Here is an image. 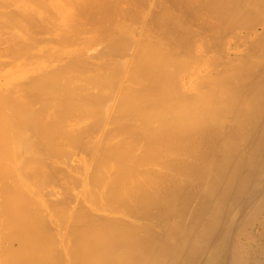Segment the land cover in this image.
Masks as SVG:
<instances>
[{
    "label": "bare ground",
    "instance_id": "1",
    "mask_svg": "<svg viewBox=\"0 0 264 264\" xmlns=\"http://www.w3.org/2000/svg\"><path fill=\"white\" fill-rule=\"evenodd\" d=\"M4 1L5 0H3V2ZM12 1H14L15 3L18 2L17 0H12ZM23 1L25 2V0H23ZM23 1H22V4L19 3L20 7L23 5ZM32 1H34V0H32ZM45 1H47V0L34 1L36 4L40 3L39 5L35 4V6L36 7L38 6V8L40 7V9L42 8V10L45 9V11H46V9L50 6L49 5L47 6L48 2L46 3ZM64 1H67V0H63V2ZM73 1H74V3H75V1L77 2L74 4L75 5L74 9L75 10L77 9V11L80 12V13H78V12L73 13V11H72V13L76 16V19H77V13L79 15H83V17H84V13H87V16L89 14L90 15H89V18H87V17L86 18L88 20L93 19V20H91V21H93V24L97 21V20L95 21V16L98 13H102V16L101 15L100 16L102 18L108 20L110 18L109 15L113 14L112 13L113 9H111V11L109 9L111 7L113 8V4H115L114 2L112 3L113 0L111 2L109 1L108 3H106L108 0L107 1H105V0H89V1L83 0L86 2V4H83V2H81L80 0H73ZM129 1L126 0L125 2H129ZM131 1H133V0H131ZM135 1H136V3L138 2V0H135ZM5 2L8 3L9 0H6ZM20 2H21V0H20ZM28 2L29 1H27V3ZM34 2H32V3L34 4ZM41 2L42 3L45 2L44 4H46L47 7H45V5H43ZM68 2H69V0H68ZM87 2H88V6H87ZM115 2L118 4L119 0H116ZM120 2H122V1L120 0ZM141 2H142V0H141ZM217 2H219V1H217ZM224 2H223V6H224ZM234 2L235 3L237 2L238 3L237 5L244 4L243 10L247 14V16L249 15V17H252L254 20H251L250 18H249V21L246 20L247 24L244 28L245 33H244V35H242V38H243V42H242L243 45L242 46H244V44H245L244 47L246 49V52H245L244 56L242 55V58L239 57L242 61V63L238 62V64L241 66L240 75L237 76L234 84L231 83L233 85H230V84L225 85L224 84L223 86H221V88H218L216 85L217 89L215 91L217 92V94L214 93V95H220V99L223 98L222 95L224 94V92L230 93L231 96L230 97L225 96L224 101L218 100L217 99L218 96H217L216 100L214 99L216 102V105L214 103L215 110L219 115V116L217 115V119H215V120L210 119L208 116H206L209 112L206 114L204 113L201 116L199 111L200 112L202 111V109H201L202 107L199 106L200 107V110H199L197 107L198 105L196 106V103L194 106L192 105L193 107H190L189 104L187 103L188 99L186 100V98H185L186 103H185V101H183V103L182 102L181 103L183 105L186 104L187 108L184 106L179 108V107H175V106L171 105V108H168L170 114L167 117H166V115L161 114V112H152L151 113L150 108L152 106L149 107L148 103H153L154 100L152 99L153 96L150 97L149 94L151 93V91H154V90L159 91L158 92L159 94L161 92H163V90H161V88H163V85L162 86L160 85V80L161 81L163 80L161 78L162 68L159 66L160 64L163 63L162 57L158 58L160 55L158 56V54H156L154 52H153L154 54L150 53V52L148 53L147 52L148 49H146L147 45L145 43L140 45L137 42L139 38L143 42H146L148 40V36H146L145 33H142L140 35V37L133 36V34H132L133 31L128 30L127 26H125V25L123 27L118 26L119 28L118 27L115 28L114 33H112V31L110 29V24L105 25L104 23H102V21H104V20H101V17H98L99 18V20H98L99 24H101L103 26L105 25L106 29L109 27L108 33H107V31H105V29H100L101 31L104 30L106 32V34H108V37L105 39H108L109 43L103 42L105 44L100 49L103 50V48H105L104 47L105 45L107 48L96 54L95 59H97V62H95V60H93L94 58L93 59L91 57L90 58L92 59V61H94V63H96V68L98 69V71H99V69H101V70L103 69L102 72L104 70H105V73L107 72L106 74L100 73L99 76H103L102 80L106 83L105 87L107 85L110 86L109 87L110 89L108 88L110 92H108V93L112 92L111 86L113 84L110 85L107 83H110L112 79L115 80L116 78L119 79V78L123 77V78H125L124 80L127 83L128 80L132 81V78H137V85H138V88H136L137 86L135 85L134 90H132L131 88L128 89V91L123 90L122 92H126V93L122 97L115 96V100L113 102H111V101L106 102L102 107V112L104 113V115L107 114L108 117L112 116V118H114L117 115L122 116L124 118L125 123L130 124L131 122L133 123V121L135 123L137 122V127H135L136 131H138L142 135V137L143 136L147 137L146 138L147 148H146V150L145 149H143V150H145V153L147 156V161L149 158V161H152V163H150V168H148L149 167V164H148L147 172H141L139 170H142V169L138 170V168H137V163H139L138 162L139 160L130 162L131 160H133V159H131L132 157L135 158L134 156H132L133 154L130 155V153H129L128 157L131 156L130 158H127V156H124L128 152L127 148L124 149L125 147H123L124 151L127 150L124 152L123 150H121L120 145H119L120 148H118V147L116 148V144H115L114 149L113 148L111 150L109 149L111 151L110 152V151H108V149H107L108 147L106 145V147H107L106 151L111 153V154L108 153L109 155L114 154L113 156L116 155L117 157H119V160H118L119 162L117 165L119 170L117 167H114V168H117V170L119 171L117 173H119V174H118L117 178L115 176H113L114 173H112V172H113V170H116V169L112 168L113 165H115V164L112 165L110 163L113 159L112 156H110L112 159L109 163H110V165H112V167H109L110 166L109 164H108L109 165L108 167H109V169L110 168L112 169V170L110 169L111 173H112V174L110 173V175L116 179V181L114 179L115 184H114V181H111V180H113L112 179L113 177L111 178V176H109V175L108 176L111 179L110 183L109 182L104 183V181H106V179L107 180L109 179L108 176H105L109 172H106L107 174L102 172L101 176H103V177L105 176V178L102 177V180L101 179H99V180H101L102 183L105 185L109 186V184H110V187H111V185H114V186L111 187L112 190H110V188H108L110 192L107 191L108 193H106V194L104 191H102V192H104V194H103L101 192V190H99V188L97 187L98 190L103 194V196L104 195L106 196V197L104 196L105 198L103 197V199H106L105 201H103L101 199L102 194H99L98 193L99 191H97L98 195L96 194L94 196H100L101 204L104 203V204H102V207L103 206L105 207V205L109 204L108 202L112 201L111 203L114 206L112 205L111 209L112 210L115 209V210L110 211L109 214L106 213L103 215L102 214L100 215V212L98 213V211H97V213H94V210L96 208L97 209L99 208L101 210L100 204H98L100 202L99 201V202H97L99 207H96L95 209L91 208L93 210V211H91V212H93V214H94L93 215L92 213L89 212L90 210L85 212V210H84L85 204H84V207L80 206L84 202H82L80 205L78 204L80 207H82V209H81L80 213H78V211H77L76 213H78V214L74 215L71 218L69 217L71 220L70 221L71 227H68L69 230L66 229V231L68 230L67 235H69V233H71V235L69 237L71 242L68 239V243L70 242V246L67 244L68 245L67 246L68 248H66L68 250V251H66L67 256H66V258H64V260L66 259V264H264V221H263L264 218L260 217L261 213L262 212L264 213V0H246V1L245 0H234L233 3ZM25 3H24V5H25ZM32 3L30 2L29 4H32ZM65 3H67V2H65ZM79 3H81V4H79ZM110 3L112 5H109ZM219 3H217V5ZM29 4L28 5L26 4L27 8L29 7ZM77 4H79V8H77L78 6L76 7ZM5 5H7V7H8V4H5ZM26 5H25V10L21 9L20 7L17 6L18 10L16 7V10H14V12L15 11L17 12L20 10H22V11L24 10V12H26V9H27ZM53 5L55 6V4H53ZM65 5L67 6V4H65ZM69 5L70 4H68V6ZM80 5H81V8H84V9H81ZM136 5H138V4H136ZM140 5H142V3L139 4V6ZM143 6H144V3H143ZM0 7H1L0 13L3 11L1 13L0 17L3 15L6 16L7 14H8L7 17L8 16H10V18L13 17L12 18L13 20H11V22L14 23V21H15L16 25H15V23L13 25L16 26L15 27L16 30H18L19 28L21 29L22 26H23V29L25 30L24 26L28 25L27 27H30L31 23H33L35 26L38 27L37 31H35L37 27L34 29L35 26L32 25V27H30V28H32V30L30 28H28V30H29L28 33H27V27H26L25 32L23 29H21L27 36L30 35V33H29L30 31H31V33H32V31H35L30 36H28V38L23 37V38H27V39H23L19 35L14 36L17 33H16V31L15 32L12 31L13 25L11 26L12 23L10 21H8V19L10 20V18L0 19L2 21V23L0 22V25H2V27L0 26V29H2L4 31V29H5L4 27L8 28V29H5L4 35L8 34L9 36H11L13 34L12 37H9L11 40H9V38H6V37H8V35L7 36L5 35L6 37L4 39H2L4 37V36L2 37L3 34L0 35L1 36L0 38L2 41V42L0 41L1 44L4 43L5 39L9 40V42H7V40L5 41L7 43V45H9L8 50H7L8 46H6L5 43L3 45L4 48H2L0 46V48L4 49V50L1 49L2 52H6V54L0 53V55L3 56L2 54H5L4 56L7 58L8 57L11 58V56L13 55L12 58H15V59H18V57H20V56L23 57L25 55V56H27L26 58L24 57L26 60L25 62L29 61V60H27V58L31 54L37 53L35 55H37L38 57H35L33 55H31V56H33V58H39L40 57V59L41 58L43 59L44 57L48 58L51 55V52L55 53L56 50L59 51L60 47L62 48V50L64 48H66L65 46L68 47L69 44L66 45V43L71 44L72 42H70V41H74V40H70V38L72 36L71 33L73 34V32H74L75 35L77 36L76 32H78V30H79V29H77L78 28L77 26H79V22H81L80 20H78V22L75 21L76 24L73 23L76 27V32H75V28H72L73 32L70 31L69 29H67L70 31L69 32L70 34H68V35H71V36H68V37H70V38H68V41L70 40L69 42L67 40H66L67 42L64 40L65 34L62 36V38L60 35L62 42L60 41V38H58V36H57V38L59 39L60 43H62V45H60V44H59V46L57 45L58 49H56L57 47L55 48V46H54V48H53V45L51 43L52 48H50V49H52V51L51 50L49 51L48 56H46L48 51H45V49H44L47 44L44 47L42 45L41 47H43V48L41 50H44L45 52H42L40 50L38 52H40V53L42 52V53H44V54L46 53V54L43 57H41L42 54L39 53L40 54L39 55L38 52H35L34 50L32 51V48L35 46V43H33L35 41H33L34 38H32V36H33V34H36V32L38 33V31L44 30L43 27H42L43 29L40 27L43 25L42 22H44L43 19L46 18L45 17L46 15H44L42 13V21H41V25H40V23H39L40 20H38V22L36 21V18H38L37 17L38 15L35 16L36 14H34V16H33V14H29V16H27L28 15L27 12H26V15L24 12H20V14H19V12H17V14L21 15L20 17H17V14L12 16V14H14L13 12L12 13L9 11H8L9 13L6 12V10H4V8H6V7H4V8H3V6H0ZM19 8H20V10H19ZM70 8H73L72 3H71ZM141 8H142V6H141ZM146 8H147V6H146ZM1 9H2V11H1ZM31 9H36V8H30V9L28 8L27 10H31ZM36 10L35 11L33 10V11L38 12ZM42 10H40V12H43ZM48 10H51V11H48ZM48 10H47L48 12L46 11L47 13H50L49 15L47 14L48 25L51 24V26H52L55 23V25L52 26V27H54V29H55V27H60L61 25L56 26L55 20H58V18H55V16H54V15H56L55 10H54V15L52 16L53 18L51 17V15L53 14V10L51 9V7H50V9L48 8ZM84 10L85 11L87 10V12H83ZM107 10L110 12L109 15L107 14V12H108ZM144 10H146V9H144ZM220 10L218 9V11H220ZM4 11L6 14H4ZM45 11H44V13H45ZM57 11H60V10H57ZM97 11H98V13H97ZM103 12L106 13V15L109 18L108 17L105 18L104 17L105 14ZM229 12L230 11L228 10V12L226 14H228ZM60 13H62V12H60ZM141 13H143V12L141 11ZM69 14H70V12H69ZM4 16L2 18H5ZM23 16L25 19L26 18L28 19V20L26 19L28 23L31 21L30 25L26 24V22H25L26 25H23L24 24L22 21V19H24V18H22ZM25 16H27V17H25ZM66 16H70V15H66ZM29 17H30V20H29ZM50 17L54 21L51 20V22L49 23ZM152 17H153V15L150 18H152ZM17 18L18 19L21 18L20 20L22 21V25L18 24V22L19 23H21V22H20V20H17ZM31 18H34V19H31ZM73 18H75V17H73ZM73 18H69V19H73ZM84 18H81V19L87 20ZM69 19H66L65 23L67 22V20L69 21ZM3 20L4 21L7 20L8 22L5 21L6 24L3 25ZM154 20L159 22L162 20V18L159 19V16H157L156 18H154ZM91 21H87V22L85 21L86 23L90 24V25H88L89 27H91V25H93V24L89 23ZM100 21H101V23H100ZM136 21L138 23L139 18L136 19ZM228 21H231V20H228ZM52 22H54V23H52ZM7 23L10 27H8ZM69 23H70V21L66 23V24H68L67 25L68 27L70 25ZM82 23L83 22H81V24ZM98 23L94 24V25H96L95 28L98 26V28H96L97 30H99V28H102V27H100V25ZM48 25H46V23L44 22L43 26L44 27L47 26L45 28L46 31L51 29L50 33H52V31H55L56 29H58V28H56L54 30V29L50 28V26H49V29H47ZM244 25H245V23H244ZM73 26H71V27H73ZM82 26L86 27L87 25L83 24ZM105 26H104V28H105ZM65 27H66V25H65ZM81 27H79V28H81ZM92 27H94V26H92ZM92 27L89 29H92V32H94L93 29H95V28H92ZM39 28L41 30H39ZM238 28H241V27H238ZM2 30H1L0 34L3 33ZM6 30H9V31H6ZM60 30L66 31L65 28L64 29L61 28ZM81 30H80V33H81ZM8 32L12 33V34H9ZM66 32H68V31H66ZM90 32H91V30H90ZM99 32L100 31L94 32V36H95V33H99ZM20 33H21V31H20ZM59 33L60 32L58 31V34ZM63 33H65V32H63ZM25 34L22 33V36ZM47 34H49L48 31H47ZM60 34H62V32ZM79 34H78V36H79ZM99 35H102V34H99ZM66 36H67V33H66ZM87 36H84V38ZM16 37H18L17 38L18 40L16 39ZM33 37H35V35ZM36 37H38V36H36ZM36 37L34 40L37 39ZM39 37L42 38V36H39ZM39 37H38V39H40ZM53 37H55V36H53ZM72 37H75V36H72ZM77 37H76V39L74 38L75 41L77 40ZM80 37H78V38H80ZM13 38L16 39L17 41L15 40L16 41L15 42ZM20 38H22V39H20ZM47 38H46V40H47ZM84 38H82V39H84ZM99 38L101 39V37H99ZM19 39H20V41H19ZM28 39L29 40L32 39L33 42L29 41L31 44L27 43ZM43 39H45V38H43ZM66 39H67V37H66ZM23 40H24V43H22ZM63 40L66 43L63 42ZM12 41H14V42H12ZM108 41L106 40V42H108ZM36 42H38V40ZM40 42H41V40H40ZM81 42L83 43L84 41L82 40ZM85 42H87V38L85 39ZM88 42L90 45L91 40ZM93 42H94V39H93ZM95 42H96L95 44H97V41H95ZM10 43L11 44L14 43L13 44L14 47H12L13 45H11ZM16 43H20V44L15 45ZM41 43H45V42L43 41ZM99 43H102V42H99ZM25 44L27 47L23 46ZM63 44L65 46H63ZM107 44H108V46H107ZM28 45H29V47H28ZM86 45L84 44L83 46L86 47ZM30 46L31 47L33 46V47L30 48ZM72 46L76 47V45L73 43H72L71 47ZM80 46H82V45H80ZM22 47L24 48L23 50H22ZM49 47H51V46L49 45ZM61 48H60V50H61ZM77 48L78 47H76L74 49H76V51H77ZM9 49H11V50H9ZM27 49H30L32 51V53L30 51H28ZM79 49H81V47H79L78 50ZM1 50H0V52H1ZM47 50H48V47H47ZM65 50L67 53L70 52V51L69 52L67 51L68 49H65ZM21 51H23V55H22V53H20ZM61 51L59 52V54L62 55V56H60L61 58H59V56H57L58 55L57 51H56L57 52L56 55L54 54V58L57 56L60 60H55L53 58V56H51V57L55 61H61V59H62L63 62H66V60L69 62L70 61L69 58L73 57L72 59H75L76 61L73 60L74 63H71V62H69L70 64L67 63L69 66V70H70V66H72V65H73L72 67H75L76 65L81 66L83 64L84 59L81 58V56H82L81 54H78L79 57H78V55H76L77 57H74L75 55L71 54L74 56L70 57V55L68 54L69 55L68 56L67 53L65 52L66 57H69V58H67L64 61L65 55H63L61 53ZM150 51H153V50H150ZM12 52L14 54H16L18 57L15 55L17 57L16 58L14 56V54H12ZM17 52H19V53L17 54ZM81 52H83V51H81ZM232 52H233L232 50H229L228 53L224 56L225 62L223 64V67L226 65V67L224 69H226L228 65L230 66L233 62L232 59L230 58V56H231L230 54ZM27 53H29V54L27 55ZM19 54H21V55H19ZM155 54H156V56L154 57ZM110 55H112V56H111V58H109V60L107 62V58L110 57ZM114 55H117L118 57L120 56V59L116 58L117 56L115 57ZM63 56H64V58H63ZM83 56H88V55H86V53H85V55H83ZM234 56H236V55H234ZM57 57H56V59H58ZM104 57H106V61L103 60L104 63H102L100 61V59H103ZM112 57L116 58L115 61H114V59H112ZM12 58H11V60H12ZM76 58H79V59H76ZM84 58L87 59L88 57H84ZM28 59L31 60L32 57L28 58ZM45 60L47 61V65H50V64H48L47 59H43V61H41L42 65H43V62ZM54 60H53V62H54ZM227 60L229 61V63H227ZM238 60L239 59L236 58L234 61H238ZM2 61H3V59L0 60L1 63H2ZM6 61L7 60L3 61L2 64L0 63L1 64L0 68H2V66L9 65L8 62H10V66L11 65L14 66V64H15L14 60H13L14 64L13 63L11 64L10 59L7 62ZM98 61H100V62H98ZM109 61H111L113 63L112 66H110L111 62L109 63ZM154 61H156V62H154ZM4 62H6L7 64L5 63V65H3ZM25 62H23V64H24L23 66L30 67V64L25 65ZM49 62H50V60H49ZM61 62H59V63H61ZM63 62H62V64L64 65V68H65L67 66V64L65 66V64ZM31 63H32V60H31ZM98 63L99 64L102 63V64L99 65ZM20 64H22V62L19 63V65ZM56 64H58V63L56 62ZM239 65H238V67H239ZM58 66L61 67L60 64ZM35 67H37V66H35ZM41 67L42 66L40 65V68ZM52 67H53V65H52ZM52 67H51V69H52ZM64 68L62 66V69H61L62 73H63ZM90 68H92V67H90ZM33 69H34V67H33ZM49 69L50 68H48V70ZM51 69L47 72H45L46 69L42 70L45 73L38 72V75H35V76L29 74L32 78L27 76L28 79H26V77H25L24 78L25 80L23 79V81H26V83L21 81V79H19L20 84L23 82V83H25L24 85L23 84L18 85L19 81H17V80H18V78H20L19 76H18L17 80L16 79H15V81L13 80L14 83L16 81L18 83L17 84H11L10 82H12V81H10V80H12V79L8 76L9 75L8 74V75H6V77L8 76V78H10V79H8L10 82H7L8 80L5 79V80H7L6 82L9 83L7 86H9V87L13 86V88H17V89H12L11 87L10 88L8 87L9 89L6 88L7 90H5L3 87L4 85L1 86V87H3L4 90L2 88H0V111H1V109L5 110V108H6V110L7 109L10 110L9 112L7 111V115L2 113V111L0 113V157L2 156L0 158V162L1 161L3 162L7 158V161H11V162H9V163L5 162V161L4 162L6 163V165L8 164L9 167H11L12 165L15 166V164L13 163L14 162L13 160H15L18 156V155H14V156H16L14 159V158H12L13 156L11 157V154H14V153H17V154L24 153L25 154V152L29 151L30 149L31 150L33 149L32 151L30 150L31 151L30 156L28 154L27 155L25 154V156H26L25 159H28L27 161H30L33 158H37L38 154L40 157L41 156L40 152L44 149L43 150L44 153L46 151L45 154H47L45 156V158L47 156L49 158V159L46 158L47 160L50 161V158L52 157L51 158L52 160H53V158H55L57 161L59 159V162H61V164L65 163L64 162L65 160L64 161H60V160L61 159L63 160V157H61V155H63L64 158H65V156H67L64 154V152L68 153V151H67L68 148L62 151V149H64L66 146L65 143L68 140L67 136L72 137V135H75V133H77L73 138H71V137L69 138V139H71V140H69V142H72L74 139L76 141L79 140L78 141L79 143L76 141H73L72 143L75 142L73 145L71 143H68V142H67V144L75 147V148L72 147V149H76V147L78 148L80 146V142L82 141L81 137H83L85 135L84 129H87L85 132H87L88 129L91 130L90 129L91 128L90 126H92L91 124H93V122L98 119L97 118L96 120L92 121L93 115H90L91 111H88V110H92V109H89L88 105L90 104V108H91V102L93 103L94 102L93 100L97 101L98 103H104L103 102V96L101 97L102 100L98 94H96L95 96L94 95L91 96L92 94L89 95V93H88V91L91 90V89L89 90V86H87L88 88H86L85 85L81 87L80 84L74 83L75 86L76 85L79 86V87H77V89L79 88L78 91L82 92V90H83V92L84 91L87 92L86 93L87 96L85 95V93L82 94L79 92H78L79 93V95H78L76 92V89L75 90L72 89V88H74V86H72L73 84L71 86L68 85V84H70L69 81L71 79H69L68 76H66V74H67L66 71L67 72L69 71V70H67L68 69L67 67H66V70L64 72V73H66V74H64V76H66V78H68L69 80L68 79L66 80V78H65V80L62 81L64 85L60 84V86H59L57 83H59V81H60L59 78H62L63 76L61 77L62 74L60 75L59 73L56 72L58 70L56 67L54 68V70L56 69V71L51 70ZM11 70H12V68H11ZM59 70H58V72H61ZM23 71H24V69H23ZM72 71L74 73L73 68H72ZM76 71H78V69ZM79 71L81 72V70H79ZM20 72L21 71H19V73L18 72L17 73L20 74ZM24 72L26 73L27 71L25 70ZM35 72L37 73V71H35ZM91 72H93V71H91ZM91 72H90V74H91ZM56 73L59 74V76H60L59 78H56V77H58V75L56 76ZM68 73H70V71ZM96 73L98 75L99 72H96ZM15 74L13 76H15ZM80 74H82V73H80ZM90 74H88V75H90ZM73 75L74 74L71 75V73H70L69 77L71 76L73 79ZM16 76H15V78H16ZM78 76L83 77V75H78ZM93 76H94V74H93ZM0 77H1V73H0ZM75 77H76V79L78 78L77 76L74 75V78ZM222 77H219V78H222ZM3 78H2V80L5 82V80ZM55 79H58V81H56ZM88 79L85 80V82L88 83L89 82ZM1 81H0V83H1ZM65 81H67L69 83L68 84L64 83ZM98 81L100 83L103 82L101 80H98ZM228 81L229 80L227 79V82ZM230 81H232L231 78H230ZM162 83H163V81H162ZM216 83H217V81H216ZM223 83H226V82L224 81ZM128 84H130V83H128ZM133 84H136V83H133ZM66 85H67V87L68 86L69 87L67 88ZM90 85L92 86V85H96V84H90ZM115 85L117 87V84H115ZM7 86L5 85V87H7ZM61 86H63L64 90H62ZM21 87L24 88V90H23V91H25L24 96L22 95L23 92L21 93L22 90L19 92V90H20L19 88H21ZM83 87H85L86 89L84 90ZM95 87H97V86H95ZM57 88H59V89H57ZM66 88H67V90H66ZM69 88L72 90H69ZM87 89H88V91H87ZM94 89L95 88L92 87V90H94ZM106 89H107V87H106ZM47 90H49V91H47ZM57 90H59L60 93H58ZM61 90L63 92H61ZM99 90L102 91L101 88ZM17 91H18V93H17ZM43 92H44V94L40 95V93H43ZM95 92H93V93H95ZM57 93H58V95H60L59 97L57 96ZM64 93H65V95H63ZM154 93H155V91H154ZM48 94L51 95L50 97H52V99L49 96H47ZM105 94L107 96V92ZM61 95H63V96H61ZM88 95L90 96V99L88 98ZM31 96L32 97L35 96L36 99L32 100ZM53 96L55 98L57 96L56 100L57 99H60V100L56 101L54 99L56 101V103H55V101L53 100V98H54ZM82 96L83 97L86 96L87 98L86 97L83 98ZM160 96H161V94H160ZM41 97H44V99L42 98L44 101L46 100L45 98H47V97L50 98L51 100H53V102L50 101V103H51L50 105H48L49 99H47L45 101V102L48 101L47 106H48V108L50 107L49 109H51L52 105H53L52 107H54L55 104L58 103L56 106L57 111H58V108H60V110H61V107H58V106L63 107V105H62L63 103H65L66 106L68 104H72V109L74 106L75 107L78 106L77 107L78 109L75 107H74V109H76L75 110V116L78 115L79 117L77 118V116L75 117L74 115H71V114L70 115H71L72 119L77 118V119H75V121H77V122H79V121L81 122V120H82L83 126L80 124L82 126V128L79 126V123H77L78 127H76L77 129H79L78 130L79 133L84 127L81 134H79L78 131L76 132V128L74 127V125H76V122L72 120L73 122H75V124L72 122L74 125L70 122L71 119L69 118V115H67V113L69 114V112L66 111V109H67L66 106H65L66 109L62 108L61 111H65L66 112L65 114L68 117H65L66 115L63 112H61L60 115L56 114V116H54V114L58 113V112H55L56 110L51 112V111H49V109H46L47 107H45L44 113L46 114V116L50 115L49 113L48 114L46 113L47 111H49L52 113V115L54 117L50 118L48 116L49 120H47L48 118L46 119V116H43V119H41L43 113L41 115L40 112H37L39 110L38 108L41 105L40 103H43V100H41L42 102L40 101ZM194 97L195 96L192 97L193 99L192 98H189V99L192 102H195ZM30 99H31L32 103H34L33 102L34 100L36 103H37V101H40V102H38L40 105L39 104H37L38 106L36 105L38 108L37 107L35 108V106H34L35 103L31 106L32 103L29 101ZM74 99H77V100H74ZM86 99L89 102L86 101ZM104 101H105V98H104ZM191 101H189V103H191ZM60 102H62L61 105H60ZM198 102L200 103V101H197V104H198ZM205 102L206 101H204L203 103H205ZM218 102H222V103L224 102L225 105L222 104V106H220V105H218ZM29 103H31V104L29 105ZM52 103H54V104H52ZM86 103L87 104L89 103V104L87 105ZM174 103H176V102H174ZM177 103L179 104L180 102H177ZM177 103L175 105L178 106ZM147 104H148V107L146 110H144V108ZM154 104H155V102H154ZM45 105L46 104L42 105V107ZM214 105L212 104V106H214ZM33 106H34L35 110L31 108ZM79 106L81 107V110H79ZM95 106H98V105L96 104ZM154 106H157V105H154ZM179 106H181V104H179ZM202 106H203V104H202ZM42 107L40 109L43 110ZM68 107H69V109L71 108L70 105H68ZM63 109H65V110H63ZM74 109L73 110L70 109V111H73L72 114H74ZM93 109L95 110V112L97 111L95 108H93ZM51 110H53V108ZM209 110L211 111L212 109H208L206 111H209ZM77 111H79L81 113H79ZM165 111H168V110L166 109ZM41 112H43V111H41ZM53 112H55V113L53 114ZM86 112H89V113H86ZM102 112H100V113H102ZM197 112H198L199 116H201L198 119V121L196 120L197 115H198ZM62 113H63V115H62ZM154 113H157V115L153 116ZM2 114L6 115L8 118L6 117V119H5V117ZM8 114H10L11 117L8 116ZM84 114H86V115L84 116ZM88 114H89V116H91V118L88 116ZM40 115H41V117H40ZM61 115H62V117L65 115L64 116L65 118L64 117L61 118ZM95 115L96 114H94L93 118H96ZM213 115L216 117V114H213ZM213 115H212V117H213ZM58 116H60L59 118H61L63 121L64 120H65V122L68 121V125L70 122V125L71 126L73 125L72 127L71 126L70 127L72 129H74L73 131L75 133L70 132V131H72V129L67 130L69 128L68 126L67 127L64 126L66 129L62 128V129H60V131L56 130V129L60 128V126H59L60 123H58L60 120L57 122L58 125L54 124L55 126L57 125V127H53V123L50 122V120L54 119L53 121H55V118ZM84 117H86V119H85L86 121H88V118H90L92 123L85 122V124H83L84 123L83 122ZM100 117H101V115H100ZM154 117H156V118H154ZM44 118L46 121H49L50 124H48L47 126L50 125V129L53 127L57 132H59V133L61 132L60 134H63L62 131L66 132V130H67V132L68 131L70 132V133H67L68 135H66L67 140H65V134H64V136L61 135L63 137V141L65 140L64 145H62V143H60L61 141L59 142V145L61 144V146H63L64 148L63 147L61 148V146L57 147L59 150H61V152L58 151L57 148H55V146L58 144L57 141L62 137L59 134L58 135L59 139H57V141H56L55 137L57 138V132H55L56 133V135H55L54 134L55 130L53 128L52 129L54 130L53 131L54 135H48V134L52 133L51 132L52 130L50 131V129H49L50 133L48 130H46L48 127L46 126L47 122L44 120ZM152 119H154V120H152ZM155 119H158V121L159 120L160 121L156 122ZM57 120H58V118H56V121ZM131 120H133V121H131ZM41 121L44 123H42ZM135 123H133V124H135ZM152 123H156V124L158 123V125H154V124L152 125ZM64 124L65 123H63V125ZM86 124H87V126L90 125L89 126L90 128L87 127ZM94 124H95V122H94ZM43 125L47 128L45 129L43 127ZM51 125H52V127H51ZM61 127H63L62 124H61ZM23 128H25V129L30 128V130H31L30 132L33 131V133H31L32 135L35 133V136H34L35 138H33V139H34V142H36V143L31 142L30 139H32V137H33L32 135H30L31 138L28 137V139L27 138L25 139L23 137L25 135L24 132H26L25 130H24V132L22 131ZM95 129H96V127H95ZM98 130H99V128H98ZM132 130H133V127H132ZM41 131H44V132L41 133ZM100 131H99V134H100ZM136 131L134 133H137ZM45 132L47 134H45ZM38 133H39V135H38ZM91 133H89V134H91ZM126 133H128V131ZM43 135H45V136H43ZM91 135H93V134H91ZM130 135H131V133H130ZM48 136L49 137L52 136V138L55 140V141H53V139H52V142H57L56 145H55V143H53L55 146H53L51 144V147L49 148V146H50L49 142H51V138L49 140H46V138L48 139ZM135 136H134V138H135ZM137 136H139V135H137ZM43 138H44V141L46 140L49 142L47 143L45 141L46 143L41 144V143H43V141H42ZM91 138L89 137V140ZM94 138H93V141L95 140ZM118 138L119 137H117L116 139H118ZM127 138H130V136ZM40 139L42 142L38 141ZM87 139H88V136H87ZM96 139H97V137H96ZM137 139H138V137H137ZM93 141L91 140V142H93ZM94 142H96V141H94ZM109 142H111V141H109ZM120 142H122V140ZM124 142H127V141H124ZM136 142H135V144H136ZM39 143L42 145L41 147L43 149L38 147ZM112 143H114V142H112ZM91 144L93 145V143H91ZM140 144H141V142H140ZM87 145H89V144H87ZM117 146H118V144H117ZM141 146H143V145H141ZM141 146H138V151L141 149V148H139ZM67 147H70V146H67ZM93 147H94V145H93ZM111 147H113V146H111ZM130 147H132V146H130ZM35 148L37 150H36L35 154H33L35 157H33L32 152L35 151ZM134 148H136V146ZM38 149H41V151L39 152ZM54 149H56L57 152ZM72 149H69L70 153H71L70 150H72ZM43 151H42L43 155L40 157V160L44 159L43 160L44 162L43 161L42 162L45 164L44 167L46 166V170L43 167L40 169V167L38 166L39 169L37 168L36 169L37 172H36V170L34 168H35V166L37 167V165H35V163L40 164V162H38L39 159L37 158L38 160H34V162L32 160V162L31 161L29 162L30 163L29 165H31L32 167L35 165L34 168H32L31 166L29 167L27 165L30 169L27 168V166H26L25 168H27V170L26 169H25V171L23 170L24 172H26L28 170L33 169L32 172L35 170L34 173H31V171H28L29 174H27V172L23 173L21 170L24 169L23 168L25 166L24 164L25 163L27 164L28 162L23 163L20 161L21 163H23L21 166L22 169L19 168V169H21L20 172H22L24 174L22 176H24L25 178H26L25 174L27 175V180L29 179L28 180L29 183H31V181L34 180V182H36V184H37L38 178L35 177L36 180L33 178L35 176L34 174H36V173H37L36 176L39 177L41 174H44V175H42V177L45 176L44 178H46V175H48L51 171L55 172V170L59 169V171L58 170L57 171L62 172V170H64V168H68V167H66V165H65V167L64 166L61 167V166L57 165V167H56V163L54 160L53 161L51 160L53 163H51V161H50V163L52 165L50 163H48L49 161L46 162V160L44 158ZM48 151H53V152L55 151L56 153H59V156H58L59 158L56 157L57 156L56 153H53V152L51 153L53 155L56 154V156L53 157V155H50L48 153ZM72 151H74V150H72ZM141 151H142V149H141ZM136 152H137V150H136ZM89 153L91 154V152H89ZM85 154H88V153H85ZM140 154H141V152H140ZM143 154L144 153H142V155ZM156 154H158L160 156L157 157ZM7 155L8 156L10 155L9 156L10 160L8 159ZM104 155H106V154H104ZM3 156H5L6 158ZM25 156L22 155V158ZM123 156H124V158L128 159L127 163L125 160H123L124 159ZM100 157H102V155ZM110 157H106V158L108 159ZM156 157H157V160H156ZM2 158L3 159L5 158V159L3 160ZM29 158H31V159H29ZM103 159H104V156H103ZM141 159H143L144 162H147L144 160L145 157L143 158V156H142ZM66 160H67V158H66ZM115 160H117V158ZM35 161H37V162H35ZM129 162H130V165L128 164ZM3 163H1V164H3ZM32 163L34 165H32ZM54 163H55V165H53ZM87 163L88 162H86V164ZM1 164H0V175L1 176L3 175L2 177H4L6 179V181L9 178H11L13 180L12 176H15L14 180H16V182L13 181L12 183H15L16 185L11 183L12 180L10 181V179H9V181L6 182L4 180V178H2L0 176V178H2L0 180L4 181V182L0 181V186H1V183L3 186V188L2 187L0 188L1 189L0 192H2L4 194V195L2 194L3 195L2 196L0 193V197L2 196V198L0 199V204L2 205V206L0 205V208H2V209H0V233H1L0 235L2 237V238H0V264H57V258H56L57 250H56V252L54 251L56 254L51 251V249L54 250V248H57V243L55 245L56 247H54L53 245H49L50 244L49 241L52 238V234H49L50 231L47 232L48 230L46 228L48 227V225L45 224L46 220H45L44 216L47 217V215H48L47 213H49V211L42 210L41 212L44 211L46 214V215L44 214V216H43L42 215L43 213H40V211L37 210L38 209L37 207H39V206L41 207V205L39 204V201L37 202L38 199H36V200L34 199L35 202H33V199H31L33 196L30 198L29 195H31V194L27 190V188H29V187L24 188V186L27 185L26 181H25V185L23 186L22 189H26L27 193L22 192L23 190L21 192H15L17 190L16 187L21 189V186H22V182H21V184H19L17 186V184L20 183V182L17 183V181L19 180L18 177L20 175L18 174L19 176L17 178H16V175H13V174H15V171H13L14 168H12L13 166L11 167L13 170H11V168L9 169L8 166H7V169H8L7 171H5L6 168L4 170H2V167H4L5 164H3L2 167H1ZM83 165H82V171L84 168L87 169V166L83 168ZM41 166H42V164H41ZM48 166H52V167H49V169L50 168L52 169L53 166H55V169L53 168L54 170H51V169L48 170V168H47ZM98 166H100V165L98 164ZM139 166H142V165L139 163ZM146 166H147V164H146ZM142 167H143V170H144V168L146 170L145 165H143ZM43 169L45 170V172ZM60 169H61V171H60ZM106 169H107V167H106ZM40 170H42L41 174L39 173ZM99 170H101V169H99ZM104 170H105V167H104ZM110 170H108V171H110ZM3 171H5V172H3ZM9 171L11 173V176L9 175V176L5 177L4 175L10 174ZM136 171L139 173L137 175H134V173H136ZM46 172H48V174ZM71 172L72 171H70V173ZM79 172H81V171H79ZM22 173H20V174H22ZM56 173H55V176H56ZM127 173L129 175L124 177ZM131 173H132V176L130 175ZM58 174H61V173H58ZM75 174H73V175H75ZM98 174H100V173H98ZM29 175H32V177H30ZM76 175L78 177V173ZM28 176L30 178H28ZM53 176H54V173L51 175V178H49L50 176L47 177V179L49 180L48 182H50V179H52ZM55 176L53 177V179H54L53 181H55ZM57 177H59V179H60V175L56 176V179H58ZM123 177L126 180L122 179ZM44 178H43V180L45 181L46 179H44ZM59 179L57 180V184L58 183L63 184V181L60 182ZM86 179H87V175H86ZM119 180H121V181H119ZM80 181H81V179H80ZM101 181L96 180V182H101ZM5 182H6V184H5ZM8 182H10L11 185H9ZM34 182H32V183H34ZM84 182H85V180L83 181V183ZM3 183H4V185H3ZM32 183H31V186L33 185ZM40 183H41V181H40ZM45 183H46V181H45ZM45 183H43V184L45 185ZM74 183H76V182H74ZM106 183H108V184H106ZM71 184L72 183H70L69 185H71ZM103 184H100V185L103 186ZM14 185L16 187L13 188ZM66 185H67V183H66ZM97 185H99V183ZM100 185H99V187H100ZM39 186L37 185V189L39 190L38 192L39 193L41 192V194H42L43 190L40 191ZM71 186H70V188H71ZM4 187H6V188H4ZM32 187H34V186H32ZM55 187H56V184H55ZM67 187H69V186H67ZM104 187H106V186H104ZM59 188H60V186H59ZM87 188H88V185H87ZM2 189L3 190L5 189V190L2 191ZM62 189H64V188L62 187ZM94 189H96V188L94 187ZM100 189H102V187H100ZM13 190H14L15 194H14V192L12 193ZM103 190H104V188H103ZM18 191H20V190H18ZM33 191L36 192V193L32 192L35 195L38 193L37 190L35 191V189ZM63 191L64 190H62V192ZM84 191L83 192L81 191V192L84 193ZM59 192H61L60 189H59ZM64 192L66 193L68 191H64ZM69 192H70V190H69ZM89 192H90V190H89ZM112 192L114 193V195ZM22 193L25 194L26 196L24 195V197L21 198ZM87 193H88V191H87ZM94 193H96V192H93V194ZM111 193H112L114 199L112 197V199H113L112 200L111 196L109 195V198L111 199V200L109 199L110 200L109 201V200H107V198H108V194H111ZM20 194H21V196H20ZM41 194H39V195L41 196ZM62 194H64V193H61V194L59 193L60 196ZM90 194H92V193H90ZM17 195L20 196L21 200L19 199V196H17ZM27 195L29 196V198L27 197ZM65 195H68V193ZM71 195L72 194H70L69 196H71ZM79 195L81 196V194H79ZM84 195L86 196V194H84ZM69 196H66L65 201H63L65 198L64 195L61 196V198L64 197L62 199V201L63 202H66V200L69 201V199H70V198L68 199ZM80 196L78 199H80ZM15 197H16V199H15ZM25 197L28 200L29 199L32 200V201L29 200L31 203L33 202L34 204L37 205V206L35 205L36 207L33 205L36 208V211H33V210H35V208H33L31 203H30L31 204L30 205L26 201ZM56 197H58V196L56 195ZM92 197L93 196L91 195V199H92ZM54 198H55V196L53 197V199ZM98 198H96V199H98ZM88 199H89V195H88ZM93 199H94V197H93ZM1 200H2V202H1ZM41 200H42V198H41ZM46 200L48 201V199H46ZM55 201H53V202L56 203ZM93 201L91 202V206L93 204ZM96 201H98V200H96ZM113 201L116 203L117 206H115V203ZM63 202L60 203L61 207L59 206V208L58 207L54 208L53 206L52 207L55 210L60 209L61 214L58 213L59 211L57 212V214L62 215V217H63L62 221L65 223L64 218H66V217L64 216V214H66V216H67L70 211L68 212L67 207L64 205L66 207V208H63V209H66V211L64 213V210L61 209ZM71 202H73V200H71ZM86 202H87V200H86ZM69 203L70 202H68V204ZM79 203H80V201H79ZM45 204H46V206H48L46 202H45ZM30 206H32V208ZM49 206H48V208H49ZM94 206H96L95 202H94ZM87 207H88V205H87ZM69 208L70 207H68V210H69ZM77 208H79V207H77ZM106 208H107V206H106ZM39 210H40V208H39ZM83 210H84V212H83ZM102 210H103V208H102ZM46 211H47V213H46ZM62 211H63V214H62ZM66 212H68V213H66ZM53 213L54 212L51 213L53 216L56 215V213H54V214ZM96 214H99V215H96ZM58 215L56 216V220H60L59 221L60 224H58V223H56V224H58L60 227H62L64 225V223L61 221V219L57 218ZM52 222H53V219H52ZM55 222H53V223H55ZM61 222H62V225H61ZM48 223H49V220H48ZM68 225H69V222H68ZM45 226H47V227H45ZM53 229L55 231V228H53ZM50 230L52 231V229H50ZM54 231H52L53 235L55 234ZM60 232H59V234H60ZM44 235H45V237H44ZM46 235H51V237L49 238V236H48V239H47ZM65 235H66V233H65ZM65 235H64V238L66 240L67 237ZM53 238H56V236L55 237L53 236ZM56 239H53L54 241L52 240L51 244H55L54 242ZM14 240L15 241L17 240L16 241L17 246L13 245V242H15ZM45 240L47 241L46 245L47 246L49 245L48 246L49 248L47 250L45 249V248H47L45 243H44ZM65 240H63L62 242H64ZM5 242H7V245H5ZM64 243L66 244V241ZM64 243H63V245H64ZM12 245L16 249H14ZM50 246H51V248H50ZM52 246L54 248H52ZM63 250H65V249H63ZM60 252H62V250ZM68 252H70V253H68ZM62 255H63V253H62ZM60 258H62V257H60ZM64 260H62L63 264L65 262ZM59 261H61V260H59ZM67 261H68V263H67Z\"/></svg>",
    "mask_w": 264,
    "mask_h": 264
},
{
    "label": "rangeland",
    "instance_id": "2",
    "mask_svg": "<svg viewBox=\"0 0 264 264\" xmlns=\"http://www.w3.org/2000/svg\"><path fill=\"white\" fill-rule=\"evenodd\" d=\"M6 1V0H5ZM3 2V0H0V6H3V8L4 7H6V8H4V10H6V12H13L14 14H12V16L13 15H15V14H17V12H19V14H20V12H24V10H25V5L27 4H29L30 2L32 3V2H34V1H40V0H34V1H32V0H27V1H29L28 3H27V1L25 0V2L23 1V0H21V2H20V0H17L18 2H14V1H10L9 0V2L8 3H6V2ZM22 1H23V5H24V3H25V5L23 6H21L20 7V4H22ZM42 1V0H41ZM44 1V0H43ZM73 1V0H72ZM71 0H69V2H68V0L67 1H64L63 2V0H47V1H45L46 3H47V6L49 5L50 7H51V9L53 10V14L51 15V17L54 15V10H55V14L57 15H54L55 16V18H58V20H55L56 21V26H60V27H55V29L56 28H58V29H54V27H52V26H54L55 25V23L54 22H52V23H54V25H52L51 26V24H49L48 25V18H47V14L49 15L50 13H47L48 11H51V10H48V8L50 9V7H48L47 9H46V11H45V9H43L42 10V8L40 9V7L38 8V6L36 7L35 6V2H34V4L32 5V4H29V9L30 8H36V9H31V10H27L28 8H27V5H26V12H27V16H29V14H33V16H34V14H36L35 16H37L38 18H36V21L38 22V20H40V25H41V21H42V13L44 14V15H46L45 17L46 18H44L43 19V21L46 23V25H48V28L47 29H49V26H50V28H52V29H54L55 31H52V33H50V30L51 29H49V30H47L48 32H49V34H47V31H46V27L47 26H43L44 25V22H42L43 23V25L40 27V28H44V30H41L40 28H39V30H41V31H38V33L36 32V34H33V36L35 35V37L36 36H42V38H40V39H38V37H36L37 39L36 40H34L35 39V37H33L32 36V38H34L33 39V41H35V42H33L32 41V39H28V42L27 43H29V44H31L30 42H33V43H35V48L33 47H31L30 46V48H32V51L34 50L35 52H38L39 50L40 51H42V52H45V51H48V53H47V55L46 56H48V54H49V51L51 50L52 51V49H50V48H52V45H53V48H54V46H55V48L57 47V45L59 46V44L60 45H62V43H60V41L62 40L61 38H62V36L65 34V37H64V40L66 41H68V38H70V37H68V36H75V37H72L71 36V38H70V40H74V41H70V42H72L73 44H75L76 45V47H81V49H79L78 50V48H77V51H76V49H74V48H76L75 46H72L71 47V45H72V43L70 44V43H66L64 40H63V42H65L66 43V45L67 44H69L68 45V47L67 46H65L64 44H63V46H65L66 48H64L63 50H62V48H61V50H60V48H59V51L58 50H56L55 51V53L54 52H51V55L47 58V57H44L43 59H47L48 60V64H50V65H47V61L45 60L44 62H43V65H42V62L41 61H43V59L41 60L40 59V57L39 58H33V56H35V57H38L37 55H35V54H37V53H35V54H31V55H33V56H31L32 57V63H31V60L30 59H28V58H31L30 56L27 58V60H29V61H27V62H25L26 60H25V58L27 57V56H23V57H18L16 54H14L13 52H12V54H14V56L16 55L17 57H18V59H15V58H12V56H11V58H12V60H11V58H7V57H5L4 55L6 54V52H2V50H4V49H2V48H4L3 47V45H4V43L6 44V46H8L7 47V50H8V48H9V45H7V43L5 42L6 40H7V42H9V40H11L9 37H12V33H9V34H12L11 36H9L8 34V37H6L5 35H4V31H5V29H8V28H6V27H4L5 29H4V31L2 30V29H0V32H1V30L3 31V33H1L0 35H2V39H4L5 37L6 38H9V40L8 39H5L4 40V43H2L1 44V38H0V46L2 47V48H0V50H1V52L0 53H5V54H2L3 56H1L0 55V58L1 59H3V61H5V60H9L10 59V61H11V64L13 63V60L15 61V64H14V66L13 65H11L10 66V62H8L9 63V65H7V66H2V68H0V73H1V77H0V81L2 80V78L5 76L6 77V75H8L12 80H10V81H12V82H10L8 79H10V78H8V76L5 78H3L4 80L5 79H7V80H5V82L2 80L1 81V83H0V88H2L3 89V87H4V89L5 90H7V89H9L10 87L12 88V89H17V88H13V86H7L9 83H7V82H10L11 84H17L18 82L17 81H19V79H21V81H23V79L26 77V79H28V77H31L30 75H33V76H35V75H38V72H41V73H45V72H47V71H49L50 69H51V67H52V65H53V67L55 68H57L59 71H61V69H62V66H63V68H64V65L62 64V62H63V60L61 59V61H55V60H60L59 58H61L60 56H62V55H60L59 54V52L61 51V53L63 54V55H65V58H64V56H63V58H64V61L67 59V58H69V57H66V50L65 49H68L67 51L69 52V53H67V55L69 54L70 55V57L71 56H74V57H77L76 55H78V54H81L82 56L83 55H85V53H86V55H88V56H81V58H83L84 59V62H83V64L81 65V66H75V67H72V66H70V70H69V66H68V64L67 63H69V62H71V63H74V61H76L75 59H72L73 57H71V58H69L70 59V61L68 62L67 60H66V62H63L64 64H65V66H66V64H67V70H69L70 71V73H71V75L72 74H74L75 76H77L78 78L76 79V77L74 78V75H73V79H72V77L70 76L69 77V74L70 73H68L67 71H66V73H64L65 72V70H66V67L64 68V70H63V73H62V71L61 72H58V70L56 71V69L54 70V68L52 67V69L51 70H54V71H56L57 73H59L60 75H61V77L62 78H59L60 76H59V74H57L56 73V76L58 75V77H56V78H59L60 79V81H59V83H57L59 86H60V84L61 85H64L63 84V82L62 81H64L65 80V78H66V76H68V78L69 79H71L69 82H70V84H68L69 82H67V81H65L64 83H67L69 86H71L72 84V86H74V88H72L73 90H75L76 89V92H77V94L79 95V93H85V95L87 96V92L86 91H84L83 92V90H82V92H80V91H78V89H77V87H79L78 85H76L75 86V84H80V86L82 87V86H86V88H88L87 86H89V90L90 91H88V89H87V91H88V93H89V95H91V96H95L96 94H98L99 95V97L101 98L102 96H103V102L104 103H98L97 101H95V100H93L94 102V104L96 105H98V106H95L92 102H91V108H90V104L88 105L87 103V105L89 106V109H92V110H88V111H91L90 113V115H93V117H94V114H96L95 115V117L96 118H93L92 117V121L93 120H96L97 118V120L96 121H94L95 122V124H94V122H93V124H91L92 126H87V124H86V126L87 127H89L91 130H89L88 129V131L87 132H85L87 129H84V127H83V129L85 130L84 131V133H85V135L83 136V137H81V140L83 141H81L80 142V146L77 148L76 147V149H72V147L73 148H75L74 146H72L74 143H72L73 141H76V140H74L73 139V141L72 142H69V140H71V139H69L71 136H67V138H68V140L66 139V135H68L67 133H72V132H74L73 130L74 129H72L71 127L75 124V122H76V125H74V127L76 128V127H78L77 125V123H79V126L82 128V120H81V122L79 121V122H77V121H75V119H77L79 116L78 115H76L77 116V118H71V115H74L75 116V110L76 109H74V107H73V109H74V114H72L73 113V111H70V109L71 110H73L72 109V104H68V105H70V109H69V107H68V105L66 106L65 105V103H63L62 105H63V107L62 106H58V107H61V110H62V108H65L66 109V107H67V109H66V111L67 112H69V114L67 113V115H69V118L71 119L70 120V122L72 123L73 121H75V122H73L72 124V126L70 125V122H69V125H68V121H66L65 122V120L63 121L61 118H63L66 114V112L65 111H61L60 110V108H58V111H57V104H55V106L54 107H52L51 106V109L53 108V110H51V109H49L48 108V106H47V102H45L47 99H49V104L48 105H50L51 103H50V101L51 102H53V100L55 99L56 100V98H57V96L59 97L60 95H58V93H60V91L59 90H57L58 91V93H57V96H56V98L54 97L53 98V100H51L52 99V97H50L51 95H47V96H49L50 98H45L46 100L44 101L43 99H44V97L46 96H44V97H41V99H40V101L41 100H43V103H38V102H40V101H37V103L35 102V100L33 101L34 103H32V101H31V99L33 100V99H36L35 98V96H31L32 98L29 100L31 103H29V105L31 104V106L34 104V106H35V108L38 106L37 104H39L40 105V107L38 108L39 110L37 111V112H40V114L42 115V113H43V115H42V118L41 119H43V116H46V114L44 113L45 111H44V108L45 107H47L46 109H49V111H55V112H58V113H55V112H53V114H54V116H56V114H58V115H60L61 114V112H63L65 115L62 117V115H63V113H62V115H61V118H59L60 116H58V117H56V118H58V120L56 121V118H55V121H53L52 119L50 120V122H52L53 123V127H57V125H58V123H60L59 124V126H60V128L59 129H56V130H59L60 131V129H62V128H65L64 126H68L69 128L67 129V130H70V129H72V131H68L67 132V130H66V132L65 131H62L63 132V134H60L59 132H57L53 127H52V125H51V127L55 130H53L52 128L50 129V125L49 126H47L48 124H50L49 123V121H46L45 120V118H44V120L47 122V124H46V126L48 127H45L44 125H43V127L46 129V130H48L49 131V129H50V131L52 132V133H50V131H49V133L50 134H48V135H56V133L55 132H57V138L55 137V139H56V141H57V139H59L58 138V135L60 134V136L61 135H63L64 136V134H65V140H67L66 141V146H65V148L63 147V146H61V144L59 145V142L60 143H62V145H64V141H63V137L62 138H60L57 142H58V144L56 145V143L57 142H52V136H48V139L46 138V140H49L50 138H51V142H49V141H46L47 143L49 142L50 144V146H49V148L51 147V144L53 145V146H55V148H57V147H59V146H61V148L63 147L64 149H62V151L63 150H65V149H67L68 148V153H65L64 152V154L65 155H67V156H65V158H64V156L63 155H61V157H63V160L61 159L60 161H64L65 163H62L61 164V162H59V159H58V161L55 159V158H53V160L55 161V163H56V167H57V165H59V166H61V167H65V165H66V167H68V168H64V170H62V172H58L59 171V169H57V170H55V172H53V171H51L49 174H48V172H46L48 175H46V178H44V177H42V175H44V174H41L42 173V170H40L39 171V173L41 174L39 177L38 176H36L37 175V173L36 174H34L35 176L33 177L35 180H36V178H38L37 179V184H36V182H34V180L33 181H31V183L32 182H34V183H32L33 185L32 186H36L35 188L34 187H32L31 186V183H29L28 182V180H27V175L25 174V176H26V178L24 177V176H22V175H24L23 173H26L27 172V174H29L28 173V171H31V173H34V171L38 168L39 169V167H40V169L43 167V168H45V170H46V166L44 167V159L42 160H40V157L43 155L42 154V151L44 150L41 146V144H44V143H46L45 141H44V138H43V143H39V145H38V147H40V148H42L43 150L41 151V149H38V151L41 153V156L39 157V154H38V156H37V158L39 159H37V158H33V157H35L33 154H35V152H36V148H35V151L34 152H32V160H33V162H34V160H38V162H40V164H36L35 163V165H37V167L32 163V165H34L35 166V168H34V166L32 167L31 165H29L30 163V161L32 162V160H30V161H27L28 159H25L26 158V156H25V154L27 155H29L30 156V154H31V151L33 150H29V151H26L25 152V154L24 153H22V154H17V153H14V154H11V157L12 158H14L15 159V157L16 156H14V155H18L17 156V158L15 159V160H13L14 162V164H15V166L14 165H12L11 167L12 168H14V170L11 168V167H9L8 166V164L6 165V163L5 162H11V161H7V158L5 157V156H3V157H5L6 158V160H4L3 158V160L5 161H1L0 162V164L1 163H3V164H5L4 165V167H2L3 166V164H1V167H2V170H4L5 168V171H7L8 169H7V166L9 167V169L11 168V170H13V171H15V174H13V175H16V178L18 177V181H17V183L18 182H20V183H18L17 184V186L19 185V184H21V182H22V186H21V189H19L18 187H16L15 185V183H12L13 181L14 182H16V180H14V177L15 176H12L13 177V180L11 179V178H9L10 179V181H11V183L12 184H15L14 186H13V188L14 187H16V191L15 192H21L22 190V192H25V193H27L26 191L28 190V192L31 194V195H29L30 196V198L31 199H33V202H35L34 201V199L36 200V199H38L37 200V202L39 201V204L41 205V207L39 206V207H37L38 209V211H40V213H43L42 215L44 216V214H45V210H47V211H49V213H47V211H46V213L48 214L47 215V217L46 216H44L45 217V224L46 225H48V227L50 228V229H52V231H54V229L53 228H55V231H54V235H53V232L47 227V226H45V227H47L46 229L48 230H46L47 232H49L50 231V233L49 234H52V238H53V236L55 237L56 236V238H53V239H56L55 240V244H51V241L53 240L52 238H51V240L49 241V245H53L54 247H56L55 245H56V243H57V248H54L53 246H52V248H54V250H52L51 249V251L53 252V253H55L56 252V250H57V255H56V258H57V264H59L60 262V264H63L62 262V260H64V258H66V256H67V252L66 251H68L66 248H68L67 246L69 245L70 246V242H71V240H70V235H71V233H69V235H67L68 234V227H71V223H70V218L71 217H73L74 215H76V214H78V213H80V211H81V209H82V207H84V204H85V208H84V210H85V212H87L88 210H90L89 212L90 213H92L93 214V212H91V211H93L92 209H95L96 207H99V205L98 204H100V208H101V210L98 208H96L95 210H94V213H97V211H98V213L100 212V215L102 214H109L110 213V211H113V210H115V209H111V207H112V201H110L111 199H112V197H113V195H114V193H113V195H112V193L111 194H108V198H107V200H109L110 198H109V195L111 196V199L109 200L110 202H108L109 204L108 205H105V207L103 206L102 207V204H104V203H102L101 204V199L103 200V201H105L106 199H103V197L105 196H103V194H104V192H105V194L106 193H108L107 191H109V189L108 188H110V190H112L111 189V187H113L114 185H111V187H110V184H109V186L108 185H105V184H103L102 183V177L103 176H101V174H102V172H104V173H106V172H109L107 175H105V176H111L110 175V173H111V170L109 169V167H112V165L113 164H115V165H113V167L112 168H114V167H117V165H118V160H119V157H117L116 155L115 156H113L114 154H112V155H109V154H111V153H109L108 151H110L112 148L114 149L115 147V144H116V148L118 147V148H120V146H121V150H123L124 151V149H128V152L124 155V156H127V158H130V157H128L129 156V153H130V155H132V156H134L135 158H131V159H133V160H131L130 162H132V161H136V160H139L138 162L143 166V165H145V167H146V170H145V168H144V170H143V167L142 166H139V163H137V168H138V170L139 169H142V170H139V171H141V172H147V169L148 168H150V163H152V161H149V158H148V161H147V156H146V153H145V150H146V148H147V141H146V138L147 137H145V136H143L142 137V135L138 132V131H136V128L135 127H137V122L135 123L133 120H131V121H133V123H135V124H133L132 122L129 124V123H125L124 122V118L122 117V116H119V115H117V116H115L114 118H112V116H107V114L106 115H104V113L102 112V107H103V105L106 103V102H109V101H111V102H113L114 100H115V96H120V97H122L126 92H122L123 90L124 91H128V89H132V90H134V88H135V85L137 86L136 88H138V85H137V78H132V81H127V83H126V81L124 80L125 78H119V79H117L116 77V79L114 80V79H112L111 80V82L110 83H107V84H110V85H112L111 86V88H112V92L111 93H108V92H110L109 91V85H107L106 87H107V89H106V87H105V85H106V83L102 80V77L103 76H99L100 75V73H102V74H106L105 73V70L102 72V70L101 69H99V71H98V69L96 68V63H94V61H92V59L93 60H95V62H97V59H95L96 57V54L98 53V52H100V51H103L104 49H106L107 47H106V45L104 46L105 48H103V50L102 49H100V48H102L103 47V45L105 44V43H109V41H108V39H105V38H107L108 37V34H106V32L105 31H107V33H108V28L106 29V26L105 25H109L110 24V29H111V31H112V33H114V29L115 28H117L118 26L119 27H123L124 25L125 26H127V29L128 30H130V31H133V36H137V37H140V35L142 34V33H145L146 34V36H148V40L146 41V42H143L140 38L138 39V43L140 44V45H142L143 43H145L146 45H147V47H146V49H148V53L150 52V53H156V54H158V58H161L162 57V60H163V63L162 64H160L159 66L162 68V75H161V78L163 79L162 81H163V83H162V81L160 80V85L162 86L163 85V88H161V90H163V92H161L160 94H161V96H160V94L158 93L159 91H156V90H154L155 91V93H154V91H151V93L149 94V96L150 97H152L153 96V100H154V102H155V104H154V102L153 103H148L149 104V107H151L150 108V110H151V113L152 112H161V114H164V115H166V117L170 114L169 113V109L168 108H171V105H173V106H175V107H182V106H184V107H186V104H182L183 103V101H185V103H186V100H187V103L189 104V106L190 107H193L194 105H195V103H196V106L198 107V109L200 110V107H202L201 109H202V111L200 112L199 111V113H200V115L202 116V114H206V113H208L206 116H208L210 119H213V120H215V119H217V115H218V113L216 112V110H215V105H216V102H215V100H216V98H217V96H218V100H220V101H224V97L225 96H231V94L230 93H225L224 92V94L222 95V97L223 98H221L220 99V95H214V93H216L217 94V92L215 91L216 89H217V87L218 88H221V86H223L224 84L225 85H228V84H230V85H233L234 83H235V79L237 78V76L238 75H240V72H241V66L238 64V62H241L242 63V61H241V59L240 58H242V55L244 56V54H245V52H246V49H245V44H244V46H242L243 45V38H242V35H244V33H245V30H244V28H245V26H246V20L247 21H249V18L251 19V20H254L252 17H249V15L247 16V14L245 13V11L243 10L244 9V4H239V5H237L238 3L236 2H234L233 3V1L234 0H142V2H141V0H138V2L136 3V1L135 0H133V1H129V0H127V1H129V2H125L124 0H121L122 2H120V0H119V2H118V4L113 0H105V1H107L106 3H108L109 1L111 2L112 1V3L114 2L115 4H113V8L111 7L109 10L111 11V9H113V11H112V15H109L110 14V12L108 11L107 12V14L109 15V17L106 15V13H104L105 14V18L106 17H108L107 19L108 20H106V19H104V18H102L101 16H102V13H98V11H97V17L95 16V21L98 23V20H99V18L98 17H101V20H104V21H102V23H104L105 25V28H104V26L103 25H101V24H99L100 25V27H102V28H99V30H97L96 28H98V26L95 28V26L96 25H94V24H97L96 22L93 24V21H91V20H93V19H87V18H89V15L87 16V13H84V17H83V15H79L78 13H80L79 11H77V9L75 10L74 9V4L75 3H77L76 1H75V3H74V1L72 2ZM81 2H83V4H86V2L85 1H83V0H80ZM89 1V0H88ZM104 1V2H105ZM135 1V2H134ZM217 1H219V2H217ZM225 1V2H224ZM232 1V2H231ZM246 1V0H245ZM3 2V3H2ZM44 2V3H45ZM65 2H67V3H65ZM72 3V5H73V8H70L71 7V3ZM85 2V3H84ZM124 2V3H123ZM223 2H224V6H223ZM8 4V7H7V5H5V4ZM20 3V4H19ZM42 3V2H41ZM44 3H42L43 5H45V7H47L46 6V4H44ZM55 4V6L53 5V4ZM67 4V6L65 5V4ZM127 3V4H126ZM138 4V5H136V4ZM142 3V5H140L139 6V4H141ZM143 3H144V6H143ZM217 3H219L218 5L220 6H218L217 5ZM222 3V4H221ZM2 4V5H1ZM12 4V5H11ZM40 4V3H39ZM39 4H36V5H39ZM68 4H70L69 6H68ZM79 4H81V3H79ZM79 4H77L76 5V7L77 8H79ZM95 4V3H94ZM148 4V5H147ZM215 4V5H214ZM53 5V6H52ZM109 5H112L111 3L109 4ZM127 5V6H126ZM233 5V6H232ZM20 7L21 9H24L23 11L22 10H20V8H19V10L20 11H15L14 12V10H16V7ZM42 6V5H41ZM86 6V5H85ZM87 6H88V2H87ZM141 6H142V8H141ZM146 6H147V8H146ZM218 6V7H217ZM18 7H17V10H18ZM23 7V8H22ZM43 7V6H42ZM75 7V8H76ZM84 7V6H83ZM233 7V8H232ZM1 8V7H0ZM44 8V7H43ZM58 8V9H57ZM80 8H81V5H80ZM225 8V9H224ZM228 8V9H227ZM235 8V9H234ZM81 9H84V8H81ZM144 9H146V10H144ZM218 9L220 10V11H218ZM227 9V10H226ZM12 10V11H11ZM36 10V11H38V12H34V11ZM40 10H42L43 12H40ZM57 10H60V11H57ZM63 10V11H62ZM69 10V11H68ZM223 10V11H222ZM228 12V10L230 11L228 14H226L227 12ZM1 11H2V9H1ZM29 11V12H28ZM44 11H45V13H44ZM72 11H73V13H76V12H78L77 13V19H76V16L72 13ZM81 11V10H80ZM89 11V10H88ZM141 11L143 12V13H141ZM153 11V12H152ZM3 12V11H2ZM1 12V13H2ZM8 12V13H9ZM26 12H24L25 13V15H26ZM31 12V13H30ZM33 12V13H32ZM60 12H62V13H60ZM65 12V13H64ZM69 12H70V14H69ZM83 12H87V10L85 11H83ZM225 12V13H224ZM1 13H0V15H1ZM68 13V14H67ZM96 13V12H95ZM4 14H6L5 13V11H4ZM19 14H17V17H20L21 15H19ZM70 15V16H66V15ZM86 14V15H85ZM103 14V15H104ZM143 14V15H142ZM8 15V14H7ZM7 15L6 16H4L5 18H2L3 16H1L0 17V19H6V18H10V16H8L7 17ZM11 15V14H10ZM23 15V14H22ZM43 15V16H44ZM101 15V16H100ZM153 15V17L152 18H150L151 16ZM11 16V17H12ZM27 16H25V17H27ZM59 16V17H58ZM157 16H159V19H161L162 18V20L161 21H156V20H154V18H156ZM32 17V16H31ZM49 17V16H48ZM49 18V23L51 22V20H52V18ZM68 17V18H67ZM73 17H75V18H73ZM87 17V18H86ZM13 18V17H12ZM12 18H10V20L8 19V21H10L11 22V20H13ZM22 18H24V16L22 17ZM54 18V19H55ZM65 18V19H64ZM69 18H73V19H69ZM81 18H84V19H87V20H83V19H81ZM139 18V22L141 23H137V21H136V19H138ZM145 18V19H144ZM21 18H17V20H20ZM27 19V18H26ZM25 18L24 19H22V21H23V25H26V24H29L30 25V22L28 23L27 22V20H26ZM31 19H34V18H31ZM46 19V20H45ZM66 19H69V21H70V25L71 26H73L74 24H76V22L75 21H77L78 22V20H80L81 22H83L82 24H81V22H79V26H77L78 28L77 29H79L78 30V32H76V27H75V25L73 26V27H71L70 25H69V27L67 26L68 24H66L67 22H69L68 20H67V22L65 23V21H66ZM76 19V20H75ZM152 19V20H151ZM236 19V20H235ZM29 20H30V17H29ZM64 20V21H63ZM74 20V21H73ZM228 20H233L232 22L231 21H228ZM6 22H8L7 20H5ZM5 21L3 20V25L4 24H6L5 23ZM22 21L20 20V22L21 23H19L18 22V24H20V25H22ZM52 21H54V20H52ZM87 21H91V22H89V23H91V24H93V25H91V27L92 26H94V27H92V28H95V29H93V31L94 32H98V31H100L99 33H95V36H94V32H92V29H89V28H91V27H89L88 25H90V24H88V23H86ZM0 22L2 23V21L0 20ZM25 22H26V24H25ZM72 22V23H71ZM85 22V23H84ZM12 23V22H11ZM10 23V24H11ZM14 23H15V21H14ZM14 23H12L11 24V26L14 24ZM36 23V22H35ZM59 25H58V24ZM74 23V24H73ZM100 23H101V21H100ZM234 23V24H233ZM244 23H245V25H244ZM63 24V25H62ZM87 25L86 27H84V26H82V25ZM7 25H8V23H7ZM15 25H16V23H15ZM32 25H34L33 23H31V25H30V27H32ZM39 25V24H38ZM65 25H66V27H65ZM82 27H81V26ZM239 25V26H238ZM1 27H2V25H0ZM28 25H26V26H24V28H25V30H26V27H27ZM35 26V25H34ZM8 27H10L9 25H8ZM13 27V28H12ZM11 28L13 29L12 31H16V35H14V36H20V37H27L28 38V36H30L33 32H35V31H37V29H38V27L37 26H35L34 27V29L36 28V30L35 31H32V33H31V31L29 32L30 33V35H26L24 32H25V30L23 29V26L21 27V29H23L24 30V32L19 28H17L18 30H16V26H12ZM20 27V26H19ZM30 27H27V33H28V28H30ZM79 27H81V28H79ZM88 27V28H87ZM118 27V28H119ZM238 27H241V28H238ZM10 28V29H11ZM42 28V29H43ZM64 29L65 28V30L66 31H68V32H66V31H61L60 29ZM72 28H75V32H76V34H77V36H78V34L80 33V30H81V33L79 34V36L78 37H82V38H84V36H87V37H85L84 39H82L81 37L80 38H78L76 35H75V33L72 31L73 29ZM236 28V29H235ZM31 30H32V28H30ZM67 29H69L70 31H72L73 32V34L71 33V35H68V34H70L69 32V30H67ZM87 29V30H86ZM89 29V30H88ZM100 29H105V31L103 30V31H101ZM87 32H85V31ZM90 30H91V32H90ZM238 30V31H237ZM6 31H9V30H6ZM11 31V30H10ZM11 31V32H12ZM20 31H21V33H20ZM44 31V32H43ZM58 31L61 33L62 32V34H58ZM84 31V32H83ZM40 32V33H39ZM42 32V33H41ZM46 32V33H45ZM57 32V33H56ZM63 32H65V33H63ZM103 32V33H102ZM105 32V33H104ZM6 33V32H5ZM22 33L23 34H25V35H23L22 36ZM66 33H67V36H66ZM86 33V34H85ZM240 33V34H239ZM243 33V34H242ZM83 34V35H82ZM85 34V35H84ZM98 34V35H97ZM99 34H102V35H99ZM60 35H61V38H60ZM107 35V36H106ZM13 36V37H14ZM45 36V37H44ZM49 36V37H48ZM51 36V37H50ZM53 36H55V37H53ZM57 36H58V38H60V41H59V39L57 38ZM1 37V36H0ZM49 39H48V38ZM66 37H67V39H66ZM76 37H77V40L75 41V39H76ZM99 37H101V39L99 38ZM18 37H16V39H17ZM22 38H20V39H22ZM27 38H23V39H27ZM30 38V37H29ZM43 38H45V39H43ZM46 38H47V40H46ZM75 38V39H74ZM87 38V42H85V39ZM147 38V37H146ZM242 38V39H241ZM14 39V38H13ZM16 39H14V41L16 40ZM20 39H19V41H20ZM89 39V40H88ZM93 39H94V42H93ZM18 40V39H17ZM16 40V41H17ZM38 40V42H36ZM40 40H41V42H45V43H41L40 42ZM43 40V41H42ZM47 42H46V41ZM84 41L83 43L86 45V47L85 46H83L84 44L81 42V41ZM91 40V43H90V45H89V42L88 41H90ZM102 40V41H101ZM105 40V41H104ZM106 40L108 41V42H106ZM14 41H12V42H14ZM15 41V42H16ZM27 41V40H26ZM30 41V42H29ZM68 41V42H69ZM95 41H97V44H95L96 42ZM102 42V43H99V42ZM11 42V41H10ZM40 42V43H39ZM62 42V41H61ZM76 42V43H75ZM103 42H105V43H103ZM22 43H24V40H23V42ZM21 43V44H22ZM39 43V44H38ZM50 43V44H49ZM51 43H52V45H51ZM99 43V44H98ZM9 44V43H8ZM11 44V43H10ZM14 44V43H13ZM13 44H11V45H13ZM17 44H20V43H16L15 45H17ZM48 46H47V45ZM55 44V45H54ZM82 45V46H80V45ZM94 44V45H93ZM33 45V44H32ZM40 45V46H39ZM43 45V47L46 45L47 47H48V50H47V47L45 46V51L44 50H41L43 47H41ZM49 45L51 46V47H49ZM79 45V46H78ZM5 46V47H6ZM23 46H26V44L25 45H23ZM107 46H108V44H107ZM12 47H14V45L12 46ZM27 47V46H26ZM28 47H29V45H28ZM11 48V47H10ZM83 48V49H82ZM6 49V48H5ZM15 49V48H14ZM13 49V50H14ZM24 48L22 47V50H23ZM56 49H58V47L56 48ZM153 50V51H150V50ZM245 49V50H244ZM9 50H11V49H9ZM26 50V49H25ZM24 50V51H25ZM28 51H30L31 53H32V51L30 50V49H27ZM55 50V49H54ZM99 50V51H98ZM229 50H232L233 52L230 54L231 56H230V58L232 59V61L234 62H232V64L229 66H227V68L226 69H224L225 67H226V65L223 67V64H224V62H225V58H224V56L228 53V51ZM6 51V50H5ZM20 51V50H19ZM64 51V52H63ZM72 51V52H71ZM81 51H83V52H81ZM10 52V51H9ZM8 52V53H9ZM40 53V52H38V54L40 53V54H42V56L41 57H43L45 54L44 53ZM66 52V53H65ZM76 52V53H75ZM81 52V53H80ZM7 53V54H8ZM19 52H17V54H18ZM20 53H22V55H23V51H21ZM53 53V54H52ZM56 53L58 54L57 56H59V58L58 59H56V57L54 58V54L56 55ZM65 53V54H64ZM153 53V54H154ZM29 53H27V55H28ZM39 54V55H40ZM71 54H74V55H71ZM156 54L154 55V57L156 56ZM19 55H21V54H19ZM68 55V56H69ZM234 55H236V56H234ZM15 56V57H16ZM51 56H53V58L55 59H52V57ZM109 56V55H108ZM107 56V57H108ZM111 56L112 55H110V57H108L107 58V62H108V60H109V58H111ZM115 57L117 56V55H114ZM113 56V57H114ZM16 57V58H17ZM25 57V58H24ZM78 57H79V55H78ZM84 57H88L87 59L86 58H84ZM92 59H91V58ZM112 57V59H114V61H115V59L116 58H118V59H120V56L118 57H116V58H113ZM240 57V58H239ZM24 58V59H23ZM239 59L238 61H234L235 59ZM0 59V60H1ZM34 59V60H33ZM36 59V60H35ZM52 59V60H51ZM68 59V60H69ZM72 59V60H71ZM76 59H79V58H76ZM117 59V60H118ZM24 60V61H23ZM41 60V61H40ZM49 60H50V62H49ZM53 60H54V62H53ZM74 60V61H73ZM106 61V57H104L103 59H100V61L102 62V63H104V61ZM3 61H2V63H3ZM6 61V62H7ZM38 61V62H37ZM100 61H98V62H100ZM113 61V60H112ZM6 62H4V64L3 65H5V63ZM22 62V64H20L19 65V63H21ZM23 62H25V65H29L30 64V67H25V66H23L24 64H23ZM37 62V63H36ZM46 62V63H45ZM56 62L58 63V64H56ZM59 62H61V63H59ZM111 61H109V63H110ZM154 62H156V61H154ZM236 62V63H235ZM1 63V62H0ZM1 63V64H2ZM27 63V64H26ZM41 63V64H40ZM101 63V64H102ZM227 63H229V61L227 60ZM0 64V65H1ZM7 64V63H6ZM33 66H32V65ZM39 64V65H38ZM46 64V65H45ZM61 65V67H59L58 65ZM70 64V63H69ZM88 64V65H87ZM99 64V63H98ZM101 64H99V65H101ZM234 64V65H233ZM18 65V66H17ZM40 65L42 66L41 68H40ZM58 67H57V66ZM113 65V63L111 62V64H110V66H112ZM238 65H239V67H238ZM32 66V67H31ZM35 66H37V67H35ZM47 66V67H46ZM49 66V67H48ZM4 67V68H3ZM18 67V68H17ZM24 67V68H23ZM33 67H34V69H33ZM80 67V68H79ZM90 67H92V68H90ZM156 67V66H155ZM10 68V69H9ZM11 68H12V70H11ZM21 70H20V69ZM44 68V69H43ZM48 68H50L49 70H48ZM72 68H73V70H74V73H73V71H72ZM23 69H24V71L26 70L27 72L25 73L24 71H23ZM33 69V70H32ZM46 69V70H45ZM78 69V71H76V70ZM21 71L20 72V74H18L19 73V71ZM31 70V71H30ZM37 71V73L35 72V71ZM42 70H45V72L44 71H42ZM79 70H81V72L79 71ZM96 70V71H95ZM5 73H4V72ZM7 71V72H6ZM10 73H9V72ZM91 71H93V72H91ZM3 72V73H2ZM15 74V76H16V78H15V76H13L14 74ZM18 72V73H17ZM24 74H23V73ZM90 72H91V74H90ZM96 72H99L98 73V75H97V73ZM22 73V74H21ZM35 73V74H34ZM80 73H82V74H80ZM11 74V75H10ZM30 74V75H29ZM64 74H66V76H64ZM83 75V77L82 76H78V75ZM88 74H90V75H88ZM93 74H94V76H93ZM85 75V76H84ZM96 75V76H95ZM235 75V76H234ZM14 78H13V77ZM18 76L20 77V78H18ZM28 76V77H27ZM98 76V77H97ZM223 76V77H222ZM82 77V78H81ZM85 77V78H84ZM126 77V76H125ZM219 77H222V78H219ZM17 78H18V80H17ZM32 78V77H31ZM64 78V79H63ZM68 78H66V80L68 79ZM90 80H89V79ZM230 78H231V80L232 81H230ZM233 78V79H232ZM15 79L17 80L15 83H14V81H15ZM30 79V78H29ZM68 79V80H69ZM80 79V80H79ZM88 79V83L87 82H85V80H87ZM227 79L229 80L228 82H227ZM14 80V81H13ZM25 80V79H24ZM56 81H58V79H55ZM82 80V81H81ZM94 82H93V81ZM98 80H101V81H103V82H99ZM7 81V82H6ZM28 81V80H27ZM109 81V80H108ZM216 81H217V83H216ZM220 81V82H219ZM226 82V83H223V82ZM3 82V83H2ZM23 82H25L26 83V81H23ZM21 83V84H25V83ZM97 82V83H96ZM117 82V83H116ZM5 83V84H4ZM7 83V84H6ZM75 83V84H74ZM117 84V87H116V85L115 84ZM128 83H130V84H128ZM133 83H136V84H133ZM231 83H233V84H231ZM10 84V85H11ZM20 84V81H19V84L18 85H21ZM83 84V85H82ZM90 84H96V85H90ZM98 84V85H97ZM132 84V85H131ZM4 85V86H3ZM5 85L7 86V87H5ZM22 85V86H23ZM213 85V86H212ZM216 85H217V87H216ZM220 85V86H219ZM1 86H3V87H1ZM17 86V85H16ZM15 86V87H16ZM68 86V87H69ZM95 86H97V87H95ZM115 86V87H114ZM129 86V87H128ZM9 87V88H8ZM18 87V86H17ZM58 87V86H57ZM62 87V90H64L63 89V86H61ZM66 87H67V85H66ZM67 87V88H68ZM92 87H94L95 89L94 90H92ZM128 87V88H127ZM215 87V88H214ZM7 88V89H6ZM22 88V87H21ZM19 88L20 90H19V92L21 91V93L23 92V96H24V92L25 91H23L24 90V88ZM67 88H66V90H67ZM84 88V90L86 89L85 87H83ZM102 89V91L101 90H99V89ZM115 88V89H114ZM3 89V90H4ZM57 89H59V88H57ZM61 89V88H60ZM72 89H70L69 88V90H72ZM82 89V88H81ZM117 89V90H116ZM46 90V89H45ZM61 90V92H63ZM44 91V90H43ZM47 91H49V90H47ZM96 91V92H95ZM114 91V92H113ZM214 91V92H213ZM72 92V91H71ZM75 92V91H74ZM79 92V93H78ZM93 92H95V93H93ZM104 92V93H103ZM107 92V96H106V93ZM16 93V92H15ZM17 93H18V91H17ZM114 93V94H113ZM158 93V94H157ZM192 93V94H191ZM195 95H194V94ZM44 94V92L43 93H40V95H43ZM46 94V93H45ZM111 94V95H110ZM206 94V95H205ZM210 96H208V95ZM63 95H65V93L63 94ZM63 95H61V96H63ZM88 95V98L90 99V96ZM193 97V96H195L194 97V101L195 102H192L189 98H192L191 96ZM86 96H84V97H86ZM109 96V97H108ZM112 96V97H111ZM190 96V97H189ZM205 98H204V97ZM212 96V97H211ZM216 96V97H215ZM83 97V96H82ZM83 97V98H84ZM189 97V98H188ZM40 98V97H39ZM38 98V99H39ZM43 98V99H42ZM87 98V97H86ZM93 98V97H92ZM104 98H105V101H104ZM185 98H186V100H185ZM197 98V99H196ZM213 98V99H212ZM37 99V100H38ZM95 99V98H94ZM180 99V100H179ZM193 99V98H192ZM215 99V100H214ZM54 100V101H55ZM57 100H60V99H57ZM56 100V101H57ZM74 100H77V99H74ZM82 100V99H81ZM101 100H102V98H101ZM107 100V101H106ZM200 101V103L198 102V104H197V101ZM210 100V101H209ZM56 101H55V103H56ZM86 101H88L87 99H86ZM92 101V100H91ZM189 101H191V103H189ZM204 101H206L205 103H203ZM42 102V101H41ZM59 102V101H58ZM85 102V101H84ZM89 102V101H88ZM174 102H180L179 104H181V106H179V104H178V106L177 105H175L176 103H174ZM182 102V103H181ZM213 102V103H212ZM61 103L62 102H60V105H61ZM173 103V104H172ZM194 103V104H193ZM208 103V104H207ZM214 103H215V105H214ZM220 103V104H219ZM44 104H46L45 106H43L42 107V105H44ZM52 104H54V103H52ZM148 104L145 106V108H144V110H146L147 109V107H148ZM191 104V105H190ZM200 104V105H199ZM202 104H203V106H202ZM212 104L214 105V106H212ZM222 104L223 105H225L224 104V102L222 103V102H218V105H220V106H222ZM37 105V106H36ZM74 105V104H73ZM154 105H157V106H154ZM193 105V106H192ZM34 106L33 107H31L32 109H34ZM66 106V107H65ZM94 106V107H93ZM159 106V107H158ZM188 106V105H187ZM195 106V107H196ZM200 106V107H199ZM212 106V107H211ZM29 107V106H28ZM43 108V110L42 109H40V108ZM56 107V108H55ZM78 107V106H77ZM77 107H75V108H77ZM194 107V108H195ZM211 107V108H210ZM55 108V109H54ZM93 108H95L97 111L95 112V110L93 109ZM187 108V107H186ZM206 108V109H205ZM65 109H63V110H65ZM78 109V108H77ZM168 110V111H165V110ZM197 109V108H196ZM197 109V110H198ZM208 109H212L211 111L209 110V111H206V110H208ZM35 110V109H34ZM37 110V109H36ZM60 110V111H59ZM69 110V111H68ZM79 110H81V107L79 106ZM87 110V109H86ZM205 112H204V111ZM1 111H2V113H4V114H6L7 115V111L9 112L10 110H6V108H5V110H3V109H1ZM1 111H0V113H1ZM4 111V112H3ZM6 111V112H5ZM41 111H43V112H41ZM49 111H47L46 113L48 114H50V115H47L46 116V119L47 120H49V117L51 118V117H54L53 115H52V113L51 112H49ZM85 111V110H84ZM71 112V113H70ZM77 112H79V111H77ZM94 112V113H93ZM100 112H102V113H100ZM216 114V117L212 114ZM79 113H81V112H79ZM78 113V114H79ZM86 113H89V112H86ZM99 113V114H98ZM211 113V114H210ZM4 114H2L4 117H5V119H6V115H4ZM45 114V115H44ZM71 114V115H70ZM197 114H198V112H197ZM41 115H40V117H41ZM65 116V117H68V116ZM86 114H84V116H85ZM99 115V116H98ZM100 115H101V117H100ZM157 115V113H154V115L153 116H156ZM211 115V116H210ZM212 115H213V117H212ZM8 116H10V114H8ZM39 116V115H38ZM49 116V117H48ZM75 116V117H76ZM81 116V115H80ZM88 116H89V114H88ZM103 116V117H102ZM201 116H199V114L197 115V118H196V120L198 121V119L201 117ZM219 116V115H218ZM11 117V116H10ZM64 117V118H65ZM82 117V116H81ZM90 118H91V116H89ZM8 118V117H7ZM90 118H88V121H86L85 119H86V117H84V119H83V124H85V122H90V123H92V121H91V119ZM154 118H156V117H154ZM82 119V118H81ZM60 120V121H59ZM69 120V119H68ZM73 120V121H72ZM90 120V121H89ZM152 120H154V119H152ZM43 121V120H42ZM41 121V122H42ZM59 121V122H58ZM115 121V122H114ZM117 121V122H116ZM139 121V120H138ZM155 121L156 122H159L158 121V119H155ZM45 122V123H46ZM58 122V123H57ZM62 122V123H61ZM42 123H44V122H42ZM51 123V124H52ZM63 123H65L64 125H63ZM54 124H57L56 126L54 125ZM61 124H62V126L63 127H61ZM82 126H81V125ZM101 124V125H100ZM118 124V125H117ZM158 125V123L156 124V123H152V125ZM151 125V126H152ZM71 126V127H70ZM96 127V129H95V127ZM115 126V127H114ZM133 127V130H132V127ZM73 127V128H74ZM86 127V128H87ZM123 127V128H122ZM129 127V128H128ZM98 128H99V130H98ZM107 128V129H106ZM66 129V128H65ZM64 129V130H65ZM82 129V130H83ZM95 131H94V130ZM113 129V130H112ZM24 130L26 131V132H24ZM29 130V131H28ZM79 129H77L76 128V132L78 131ZM82 130L80 131V133H79V131H78V133L79 134H81V132H82ZM101 130V131H100ZM128 131V133H126L127 131ZM22 131L24 132V138L26 139H28V137H30V135H32L31 133H33V131L32 132H30L31 130H30V128H23L22 129ZM53 131H54V134H53ZM92 133H91V132ZM99 131H100V134H99ZM137 132V133H134V132ZM30 132V133H29ZM42 132H44V131H41V133ZM98 132V133H97ZM115 132V133H114ZM40 133V132H39ZM39 133H38V135H39ZM40 133V134H41ZM75 133V132H74ZM89 133H91V134H93V135H91V134H89ZM130 133H131V135H130ZM28 134V135H27ZM45 134H47L46 132H45ZM77 133H75V135H76ZM89 134V135H88ZM95 134V135H94ZM105 134V135H104ZM120 134V135H119ZM37 135V136H38ZM71 135V134H70ZM75 135H72V137L71 138H73ZM97 135V136H96ZM112 135V136H111ZM136 135V136H135ZM137 135H139V136H137ZM27 136V137H26ZM33 137H32V139H30L31 140V142H34V139L33 138H35L34 136H35V133L32 135ZM43 136H45V135H43ZM87 136H88V139H87ZM119 137L118 139H116L117 137ZM130 136V138H127V137H129ZM134 136H135V138H134ZM41 137V136H40ZM54 137V136H53ZM80 137V136H79ZM86 137V138H85ZM89 137L91 138L90 140H89ZM95 137V138H94ZM96 137H97V139H96ZM132 137V138H131ZM137 137H138V139H137ZM76 138V137H75ZM93 138L95 139L94 141H96V142H94L93 141ZM115 138V139H114ZM121 138V139H120ZM39 139V138H38ZM42 139V138H41ZM41 139L40 140H38L39 142H42L41 141ZM78 139V138H77ZM87 139V140H86ZM125 139V140H124ZM127 139V140H126ZM130 139V140H129ZM133 139V140H132ZM29 140V141H30ZM85 140V141H84ZM91 140L93 141V142H91ZM119 140V141H118ZM122 140V142H120ZM36 141V140H35ZM53 141H55L54 139H53ZM63 141V142H62ZM79 141V140H78ZM78 141H76V142H78ZM109 141H111V142H109ZM124 141H127V142H124ZM137 141V142H136ZM67 142L68 143H71L72 145H69V144H67ZM88 142V143H87ZM90 142V143H89ZM112 142H114V143H112ZM135 142H136V144H135ZM139 142V143H138ZM140 142H141V144H140ZM146 142V143H145ZM159 142V141H158ZM34 143H36V142H34ZM53 143H55V145L53 144ZM79 143V142H78ZM83 143V144H82ZM91 143H93V145H94V147H93V145L91 144ZM95 143V144H94ZM103 143V144H102ZM112 143V144H111ZM86 144V145H85ZM87 144H89V145H87ZM111 144V145H110ZM117 144H118V146H117ZM123 144V145H122ZM46 145V144H45ZM92 145V146H91ZM106 145H107V147H106ZM120 145V146H119ZM132 146V147H130V146ZM141 145H143V146H141ZM146 145V146H145ZM67 146H70V147H67ZM88 148H86V147ZM111 146H113V147H111ZM136 146V148H134ZM138 146H141V147H139V148H141L142 149V151H141V149L139 150L140 152H141V154H140V152L138 151ZM37 147V146H36ZM85 147V148H84ZM101 147V148H100ZM110 147V148H109ZM123 147H125L124 149H123ZM53 148V147H52ZM106 148L108 149V151H106ZM132 148V149H131ZM69 149H72V150H74V151H72V150H70L71 151V153L69 152ZM91 149V150H90ZM101 149V150H100ZM105 149V150H104ZM110 149V150H109ZM143 149H145V150H143ZM46 150V149H45ZM53 150V149H52ZM55 151H56V149H54ZM57 150L58 151H60L61 152V150H59L58 148H57ZM85 150V151H84ZM88 150V151H87ZM100 150V151H99ZM136 150H137V152H136ZM53 152V151H48V153L50 154V155H53V154H51L52 152L53 153H56V152ZM87 151V152H86ZM104 151V152H103ZM125 151H127V150H125ZM124 151V152H125ZM130 151V152H129ZM29 152V153H28ZM38 152V153H39ZM89 152H91V154L89 153ZM107 152V153H106ZM111 152V151H110ZM134 152V153H133ZM136 152V153H135ZM139 152V153H138ZM43 153H44V151H43ZM45 153H46V151H45ZM44 153V158H45V156L47 155V154H45ZM63 153V152H62ZM73 153V154H72ZM85 153H88V154H85ZM109 153V154H108ZM142 153H144L143 155H142ZM56 154H57V156H56ZM55 155H53V157L54 156H56L57 158H59L58 156H59V153H56ZM80 154V155H79ZM104 154H106V155H104ZM136 154V155H135ZM139 154V155H138ZM161 154V153H160ZM22 155H24L25 157H23L22 158ZM79 155V156H78ZM87 155V156H86ZM91 155V156H90ZM102 155V157H100ZM109 155V156H108ZM138 155V156H137ZM157 155V157H159L160 155H158V154H156ZM155 155V156H156ZM8 156V155H7ZM10 156V155H9ZM9 156H8V159L10 160V158H9ZM89 156V157H88ZM103 156H104V159H103ZM110 156H112V158L110 157ZM122 156V155H121ZM124 156H123V158H124ZM137 156V157H136ZM140 156V157H139ZM142 156H143V158L145 157V161H147V162H144L143 161V159H141L142 158ZM2 157V156H1ZM0 157V158H1ZM20 157V158H19ZM83 159H82V158ZM106 157H110V158H106ZM157 157H156V160H157ZM11 158V159H12ZM46 158H48V156L46 157ZM45 158V160H46V162H48L49 160H47ZM52 158V157H51ZM50 158V161L52 160ZM66 158H67V160H66ZM102 158V159H101ZM117 158V160H115ZM127 158H124L123 160H125L126 161V163L128 162V159ZM137 158V159H136ZM1 159V160H2ZM18 159V160H17ZM22 159V160H21ZM29 159H31V158H29ZM49 159V158H48ZM85 159V160H84ZM111 159H112V161H111ZM135 159V160H134ZM24 160V161H23ZM52 160V161H53ZM100 160V161H99ZM23 162V163H25V162H28L27 164L25 163L24 165V169H22L21 168V166H22V164L23 163H21V162ZM43 161V162H42ZM50 161L48 162V163H50ZM51 161V163H53ZM82 161V162H81ZM106 161V162H105ZM108 161V162H107ZM111 161V162H110ZM35 162H37V161H35ZM69 162V163H68ZM84 162V163H83ZM86 162H88L87 164H86ZM94 162V163H93ZM112 164V165H110V163ZM116 162V163H115ZM130 162L128 163L129 165H130ZM143 162V163H142ZM12 163V164H13ZM20 165H19V164ZM50 163V164H51ZM55 163L53 164V165H55ZM82 163V164H81ZM104 163V164H103ZM107 163V164H106ZM147 164V166H146V164ZM41 164H42V166H41ZM84 164V165H83ZM98 164L100 165V166H98ZM110 166H109V165ZM127 164V165H128ZM148 164H149V167H148ZM11 165V164H10ZM30 167H32V168H34L35 170L32 172V170L33 169H31V170H28V171H26V172H24L25 171V169L27 170V168H29L28 166ZM47 165V164H46ZM52 165V164H51ZM82 165H83V168L84 167H86L87 166V169H83V171H82ZM107 165V166H106ZM27 166V168H25ZM39 166V167H38ZM109 166V167H108ZM139 166V167H138ZM49 167H52V166H48L47 168H48V170H50L49 169ZM101 167V168H100ZM103 167V168H102ZM104 167H105V170H104ZM106 167H107V169H106ZM130 167V166H129ZM148 167V168H147ZM19 168H21V169H19ZM53 168L55 169V166H53ZM51 169V170H54V169ZM60 168V167H59ZM118 168V167H117ZM117 168H114V169H116L117 170ZM30 169V168H29ZM67 169V170H66ZM99 169H101V170H99ZM104 171H103V170ZM20 170L23 172H20ZM24 170V171H23ZM44 170V169H43ZM45 170H44V172H45ZM96 170V171H95ZM107 170V171H106ZM108 170H110V171H108ZM116 170H113V172L112 173H116L115 175L113 174V176H115L116 178L118 177V174L119 173H117V172H119L118 170H119V168H118V170L116 171ZM5 171H3V172H5ZM12 171V172H13ZM60 171H61V169H60ZM67 171V172H66ZM70 171H72L71 173H70ZM79 171H81V172H79ZM92 171V172H91ZM99 171V172H98ZM115 171V172H114ZM36 172H37V170H36ZM54 173V176H55V173H56V176H59L60 175V179H59V177H57L59 180H60V182L61 181H63V184L61 183H58L57 184V180L58 179H56V176H55V181H53L54 179H53V177H52V179H50V182H48L49 180L47 179V177H49V178H51V175ZM83 172V173H82ZM100 173V174H98V173ZM7 173V172H6ZM9 173H10V171H9ZM20 173H22V174H20ZM45 173V174H46ZM58 173H61V174H58ZM68 173V174H67ZM77 174L78 173V177H77V175L75 174V175H73V174ZM81 173V174H80ZM103 173V174H104ZM111 173V174H112ZM139 172H137L136 171V173H134V175H137ZM19 174V175H18ZM58 174V175H57ZM63 174V175H62ZM66 174V175H65ZM98 174V175H97ZM11 176V173L10 174H6V175H4L5 177H7V176ZM62 175V176H61ZM84 175V176H83ZM86 175H87V179H86ZM129 174L127 173L124 177H126V176H128ZM131 176H132V173L130 174ZM133 175V176H134ZM1 176V175H0ZM3 176V175H2ZM1 176V177H2ZM30 177H32V175H29ZM28 176V178H30ZM101 178H100V177ZM105 176L103 177V178H105ZM108 176V177H109ZM113 176H111V178L113 177ZM36 177V178H35ZM64 177V178H63ZM122 178V179H125V178ZM2 178H4V177H2ZM2 178H0V179H2ZM32 178V179H33ZM43 178L44 179H46L45 181H46V183H45V181L43 180ZM81 179V181H80V179ZM9 179H7V181H9ZM42 179V180H41ZM63 179V180H62ZM99 179H101V180H99ZM113 180H111L110 179V177H109V179L107 180L106 179V181H104V183L105 182H109L110 183V180L111 181H114V177L112 178ZM4 180L6 181V179L4 178ZM85 180V182L83 183V181ZM87 180V181H86ZM92 180V181H91ZM96 180L97 181H101V182H96ZM126 180V179H125ZM0 181H2V182H4L3 180H0ZM6 181V182H7ZM25 181H26V183H27V185H25ZM40 181H41V183H40ZM56 184V187H55V184L53 183V182ZM65 181V182H64ZM91 183H90V182ZM115 181H116V179H115ZM115 181H114V184H115ZM119 181H121V180H119ZM6 182H5V184H6ZM59 182V181H58ZM74 182H76V183H74ZM78 182V183H77ZM81 182V183H80ZM93 182V183H92ZM9 183V185H11V183L10 182H8ZM43 183H45V185L43 184ZM49 183V184H48ZM66 183H67V185H66ZM70 183H72L71 185H69ZM99 183V185L100 184H103V186H101L100 185V187H102V189H100V187H99V185H97ZM43 184V185H42ZM78 184V185H77ZM95 184V185H94ZM106 184H108V183H106ZM3 185H4V183H3ZM25 185V186H24ZM37 185L39 186V188H40V191H42V194H41V192L39 193L38 191V189H37ZM60 186V188H59V186ZM82 185V186H81ZM87 185H88V188H87ZM6 186V185H5ZM8 186V185H7ZM23 186H24V188H27V187H29V188H27V190L26 189H22L23 188ZM65 186V187H64ZM67 186H69V187H67ZM70 186H71V188H70ZM77 188H76V187ZM104 186H106V187H104ZM117 186V185H116ZM3 188V186H2V183H1V186H0V188ZM9 187V186H8ZM7 187V188H8ZM12 187V186H11ZM20 187V186H19ZM58 187V188H57ZM62 187L64 188V189H62ZM94 187L97 189H94ZM99 188V190H101V192L102 191H104V192H100L99 190H98V188ZM4 188H6V187H4ZM66 188V189H65ZM103 188H104V190H103ZM12 189V188H11ZM10 189V190H11ZM35 189V191L37 190V194L35 195L34 193H36V192H34L33 190ZM59 189H60V191L61 192H59ZM87 189V190H86ZM1 190V189H0ZM5 190V189H4ZM3 189H2V191H4ZM15 190V189H14ZM14 190L12 191V193L14 192ZM18 190H20V191H18ZM25 190V191H24ZM30 190V191H29ZM62 190H64V191H68V192H62ZM69 190H70V192H69ZM85 190V191H84ZM89 190H90V192H89ZM96 190V191H95ZM52 191V192H51ZM84 191V193H82V192ZM87 191H88V193H87ZM97 191H99L98 193L99 194H102V198L100 199V196H94V195H98V193H97ZM15 192H14V194H15ZM32 192H34V193H32ZM86 192V193H85ZM93 192H96V193H94L93 194ZM110 192V191H109ZM1 193V195L3 194L2 192H0ZM28 193V194H29ZM59 193L61 194V193H64V194H62L61 196H63L64 195V197H62L61 198V196L59 195ZM68 193V195H65V194H67ZM90 193H92V194H90ZM19 194V193H18ZM34 194V195H33ZM39 194H41V196L39 195ZM70 194H72L71 196H69ZM79 194H81V196L79 195ZM83 194V195H82ZM84 194H86V196L84 195ZM4 195V194H3ZM2 195V196H3ZM24 195L25 194H23L22 193V196H21V194H20V196H21V198L22 197H24ZM39 195V196H38ZM48 197H46V196ZM56 195L58 196V197H56ZM88 195H89V199H88ZM91 195L94 197V199H93V197H92V199H91ZM2 196L0 197V199L2 198ZM17 196H19V195H17ZM20 196H19V199L21 200V198H20ZM26 196V195H25ZM29 196L27 195V197L29 198ZM55 196V198L53 199V197ZM66 196H69L68 197V199H69V201L68 200H66V202H63V201H65V199H66ZM79 196H80V199H78L79 198ZM83 196V197H82ZM74 197V198H73ZM85 197V198H84ZM99 197V198H98ZM106 197V196H105ZM104 197V198H105ZM26 198V197H25ZM24 198V199H25ZM41 198H42V200H41ZM60 198V199H59ZM64 198V200L62 201V199ZM96 198H98V199H96ZM15 199H16V197H15ZM18 199V198H17ZM18 199V200H19ZM23 199V200H24ZM46 199H48V201L46 200ZM87 200V202H86V200ZM100 199V200H99ZM113 199H114V197H113ZM112 199V200H113ZM30 200V199H29ZM27 198H26V201L30 204L31 202L30 201H32V200H30L29 201ZM41 200V201H40ZM50 200V201H49ZM56 200V201H55ZM71 200H73V202H71ZM80 201V203H79V201ZM85 200V201H84ZM94 200V201H93ZM96 200H98V201H96ZM53 201H55L56 203H54ZM78 201V202H77ZM89 201V202H88ZM93 201V204H92V206H91V202ZM100 201V202H99ZM115 201V200H114ZM113 201V202H114ZM1 202H2V200H1ZM31 203L32 204V206L34 205H36V204H34V203ZM36 202V203H37ZM45 202L47 203V205L49 206V208H48V206H46V204H45ZM61 202H63L62 203V210H64V213H65V211H66V209H63V208H66L67 207V211L69 212V216L67 215L66 216V214H64V216L66 217V218H64L65 219V223L62 221V215H58L57 214V212L58 213H60V209H54V208H59V206L61 205L60 203ZM68 202H70L69 204H68ZM82 202H84V203H82ZM94 202H95V204H96V206H94ZM97 202H99L98 204H97ZM26 203V202H25ZM43 203V204H42ZM65 203V204H64ZM77 203V204H76ZM82 203V204H81ZM115 203V202H114ZM28 204V205H29ZM30 204V205H31ZM80 206H82V207H80ZM1 205V204H0ZM66 207H65V206ZM69 205V206H68ZM87 205H88V207H87ZM2 206V205H1ZM32 206H30L31 208H32ZM33 206V208H35ZM54 208H53V207ZM64 206V207H63ZM90 206V207H89ZM106 206H107V208H106ZM114 206V205H113ZM115 206H117L116 205V203H115ZM52 209H51V208ZM61 207V206H60ZM68 207H70L69 208V210H68ZM77 207H79V208H77ZM94 207V208H93ZM39 208H40V210H39ZM42 208V209H41ZM90 208V209H89ZM92 208V209H91ZM102 208H103V210H102ZM116 208V207H115ZM0 209H2V208H0ZM50 209V210H49ZM79 209V210H78ZM110 209V210H109ZM42 210H44L43 212H41ZM84 210H83V212H84ZM100 210V211H99ZM2 211V210H1ZM33 211H36V208H35V210H33ZM78 211V213H76ZM102 211V212H101ZM52 212H54V213H56V215H52L51 213ZM68 212H66V213H68ZM74 214H73V213ZM53 213V214H54ZM61 214V213H60ZM62 214H63V211H62ZM46 215V214H45ZM50 215V216H49ZM58 215V219H61V221L64 223V225L62 226V227H60L58 224H60V220H56V216ZM94 215V214H93ZM96 215H99V214H96ZM264 213L262 212L261 213V215H260V217L261 218H264ZM61 218H60V217ZM54 217V218H53ZM70 217V218H69ZM49 220V223H48V220ZM53 219V222H55V223H53L52 222V219ZM51 219V220H50ZM55 220V221H54ZM262 220V219H261ZM51 221V222H50ZM263 221H264V219H263ZM62 222H61V225H62ZM68 222H69V225H68ZM48 223V224H47ZM56 223H58V224H56ZM51 226H50V225ZM54 224V225H53ZM57 225V226H56ZM68 225V226H67ZM53 227V228H52ZM60 228V229H59ZM66 229H68L67 231H66ZM61 232H60V231ZM52 232V233H51ZM59 232H60V234H59ZM65 233H66V235H65ZM1 234V233H0ZM6 234V233H5ZM4 234V235H5ZM45 234V233H44ZM64 235L67 237L66 238V240H65V238H64ZM47 236V239H48V236H49V238L51 237V235H46ZM44 237H45V235H44ZM0 238H2L1 237V235H0ZM46 239V240H47ZM65 240L66 241V244L64 243V242H62L63 240ZM68 239L70 240V242L68 243ZM44 241V243H45V245H46V242L47 241ZM58 240V241H57ZM15 241V240H14ZM17 241V240H16ZM16 241L15 242H13V245H15V246H17L16 244ZM54 241V240H53ZM57 241V242H56ZM53 243V242H52ZM63 243H64V245H63ZM68 244V245H67ZM5 245H7V242H5ZM12 245V246H13ZM48 245V246H49ZM61 245V246H60ZM47 245H46V247L47 248H45L46 250L49 248ZM13 248H14V246H13ZM50 248H51V246H50ZM59 248V249H58ZM62 248V249H61ZM14 249H16V248H14ZM63 249H65V250H63ZM50 250V249H49ZM62 250V252H60ZM55 251V252H54ZM46 252V251H45ZM60 252V253H59ZM55 253V254H56ZM62 253H63V255H62ZM68 253H70V252H68ZM59 255V256H58ZM60 257H62V258H60ZM60 258V259H59ZM59 260H61V261H59ZM65 262H64V264H66V259L64 260ZM59 262V263H58ZM67 263H68V261H67Z\"/></svg>",
    "mask_w": 264,
    "mask_h": 264
}]
</instances>
